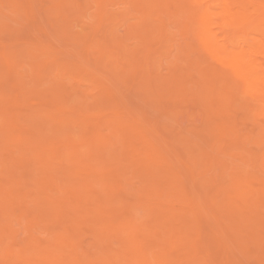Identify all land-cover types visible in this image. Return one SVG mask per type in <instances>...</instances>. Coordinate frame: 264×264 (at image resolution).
<instances>
[{"label": "bare ground", "instance_id": "6f19581e", "mask_svg": "<svg viewBox=\"0 0 264 264\" xmlns=\"http://www.w3.org/2000/svg\"><path fill=\"white\" fill-rule=\"evenodd\" d=\"M63 1H65V0H63ZM81 1L82 0L78 1V3H82ZM86 1L84 0L83 3L85 4ZM90 1L92 2L93 0H90ZM121 1H123V0H121ZM52 2L50 1L51 4L49 6L52 5ZM67 2L70 4L71 3V0L70 1L68 0ZM67 2L65 1V3H67ZM88 2H89V0H88ZM100 2L101 1L98 0V5H99ZM130 2H133V5L136 7V9H138V8L140 9V10H137L138 12L140 11L139 12L140 13V16L142 15L141 12L142 13H145L146 16L144 17V15H143L144 20L143 21L141 20V23L137 24L140 21L139 20L140 19V16H139V14H137L138 13L137 11H136V14H134V15L132 14V16H134L133 17L134 18L133 20H136V18H139V19H138V21H135V23L134 22H131V21H133L131 19L130 20L129 19L126 20V21L129 20L128 22H131L132 23V27H134V28H132L130 26V23H127V25L129 24V28H128L127 25H126V27L125 26L124 27L125 28H128V29H130V27H131L132 30L129 31V30L126 29L127 30L126 34L128 33V31L131 32V34H132V32H135L134 31L135 29L138 32L140 31V33H141V29L142 30L143 29H146V30L148 29L149 32H151L150 34L153 35L155 33L154 35H156L155 36V39H156L157 35H158V37H160V32L162 33V32H166V31L169 30L168 29V23H167L168 20L166 18V16L167 17L169 16L171 18V19H169V17H168V19L170 20L169 23H171L172 25H175V22H177L179 24L180 30H178L179 28L177 27L178 26L177 23H176V25H177L176 26L177 27L176 30H178V32L179 31L181 32V33H176V34L173 33V34H171L172 33L171 31H173L172 29H174V32H176V30H175V28H173L174 26L172 27L171 25H169V26H171V27H169L171 31H169L168 33L171 34V39L173 40V41L171 40L173 42V44H172L173 46L171 45V48L170 49H172L174 47V44H175L174 43V41H175L174 38H177L176 36H178V34L179 35H183V38L186 37V36H188V37H186V39H188V38L189 39H193L194 37H195L194 38L195 40L197 39V41H196L195 44L192 43V42H190L188 44L182 45V47H184V48H185L186 45H188L186 47H189V46L191 48H192V46L196 47L195 48L196 51L194 50V53L195 52H197V53L194 54L193 53V50H192L193 57L191 59H189V57H191L189 55L191 53V51H190V53L189 52L188 53L186 52L187 53L186 56H185L186 59H184V64L185 65L183 64V62H181L182 64L179 63L181 60L179 62H177V60H175V63L176 64L178 63V64H181V65H178V64L177 65H174V66L172 65L173 66V67L171 66L172 68L167 69V70H170V74L169 75L166 74V76H165L163 74L164 72L163 73L161 72L162 75H164V77H162V75L161 76H158L159 73H156L157 70H154V69H156L158 67V66L155 67V68L153 67L154 64L157 65V62L156 61H151V64H153V62H155L153 64V66L151 64H149V65L147 64L150 67L146 66V63L147 62L150 63V61H148V60H147V62H145L144 60H142V61L145 62V64L142 63L140 60L138 62L134 61V63H135V67L136 68H138L140 66L143 69V70H141L142 71V75H140L139 72H137V75H139L138 76L139 78L141 76L142 78H140V79L141 80L143 79V81L145 83L144 82H140L141 80H139L138 83H140V84L143 83L144 85H146L148 87H152L153 86L154 87V90H156L155 91L156 93L153 91L154 92L153 95L155 96V98H157V102H158V100L160 101V104H161V100L160 99L161 98H164L165 99V97L166 98L168 97L167 98V99H169L168 101L170 103H173V105H171V104H169V102L167 101V99H166L167 103H166V101H164L162 99L163 100V103L165 102V104H162V105L165 106V108H164V106L160 107V108H163L165 110L167 104H169L171 106V107L169 106L170 109L167 106L168 107L167 109H169V112L171 113L170 114L168 112L167 115H170V119L171 120H172V117H173L172 114H174V113L176 114L177 111L181 109V106H179V105L181 103H183V100L182 99H184L185 97L187 98L188 97L187 95H189V93L190 94L192 93L191 95H194V93H195V96L194 97H191L190 96V98L189 97L187 98V100L189 99V101H186V102H189V105L190 106L188 104H186V102H184V104L185 105H188V106H183L184 104L182 106L184 108L185 107H188V108L191 107V110L192 109L197 110L196 107H195V106H197V107H200V109H201L200 112H202V110H203V112L205 111L204 113L206 115L204 113H201V116H202V114L205 115V116H203L204 118H201L202 120L201 119H197V121L200 120V122H202L203 119H204V121H203L202 124H204L205 126L203 127L202 124H200V122H199V124L201 126L198 125V123L193 124L195 122H192V123L189 122L187 124L188 119L186 121H183V123H181L180 119H178L179 121L176 122L177 121L176 119L179 118V116H177V115H179V114L176 115L177 118L175 116L173 117V119H174L173 122L175 121V123H180L181 126H182V124H184V122H186L185 124L189 125V127L191 125H197V126H200L201 128L203 127L202 128L203 130H199L198 132H201L202 133V136L200 135L202 138L204 137V139H207V140H204V143H201L200 142L202 145L204 144L203 145L204 147L201 148L200 151L197 150L198 153L194 149L195 147L196 148L197 147L200 148V146H201V144L199 146H197V144L194 143V140L196 141L198 138H199V140H203L202 138H200L198 136L200 133H198L197 130L195 131V128H194V131L192 130L193 128L187 129L188 131H186V132L189 135H186L185 134V136L186 137L188 136L187 138H190L191 137V140H193V139L194 140H193V142L191 141L192 143L189 142V144H190L189 145L188 144V141H190V139H188L187 142H186L185 140L187 138L184 137V141H185L184 143H186L185 144L186 147H185V145L183 144V142L180 141L181 140L180 139V136H177L179 133H176L175 134L176 136L173 135V133L177 129L180 130L178 132H181L182 130L180 128H183V132H184V128L186 129L185 126H187V125L184 124L185 126L184 127L183 126L181 127L179 124H177L178 128L174 127L175 126V123H174V125H170L171 128H169L168 126L165 125L166 127L169 128V131H167V132H170L171 135H173V138L176 137V140L178 139V141H180V142H177L176 141L177 143H179V144H176V145H178V147H176V153H177L175 155L176 157L178 155L177 149H179L182 152H185L187 150V152L182 153L185 156H187V153L189 154V153H192L193 150L195 151V153L189 154L190 156H192L191 157L192 158V161H190V162H188V158H190L189 155H188V158L186 160L184 158H180L181 160H183V159L185 160L184 163H182L183 161L180 160L181 161V164H177V167L179 165H182V164H183L182 167L184 166L183 168H181V167L180 168L185 171V175L184 176H180V174H184V171L178 173L180 171L178 168L177 169L179 171L177 173L175 171H173L174 170L173 168H175L174 164H175V162H177V161L174 162V160H173V159L176 160V158H174V154L175 153L173 152V151H175V149L174 150L171 149L172 152L174 153V154L172 153L173 159H170L169 158L170 156L168 157V160L173 165V167L171 165H169V168H168V164L167 163L165 164V162L167 161V159H165L166 157L163 158V159H165L164 160L165 162H164L163 160L160 161L157 157H152V158L158 159V160L155 159L156 161L154 159H153V161H152V159H149L153 155H151V156L149 155V157L143 156V155H146L147 154V153H145V150L150 149V148H147L146 149L145 148V145L143 147V149H144L143 150V153H142V151H140V153L138 152V154H140V156H142L141 159H144V160H141L139 158V155L137 154V152H135L133 154H137L139 160L137 159V157H135L136 158L135 159L133 157L134 155L132 153L131 154H128V155H132V156H128L126 154L128 157H133L135 159V160L132 159V163L131 164L129 163L130 166L127 164L128 163V161H127L128 160V157L127 156L120 158L119 161H120L121 165H118V163H119L118 161L117 162L116 161H111V163L112 162L114 164L116 163L115 165L113 163L111 164L109 162L110 163L109 164L108 162H106L107 160L109 161V158L111 156H113V155H110V156L109 155H106V156L102 155V153L100 152V151H102V149L103 150L106 149L107 151L108 150L110 151V148L112 147L111 148L113 150L112 152H114L115 149H113L114 148V146L112 145L113 143H114L115 146L117 145V149L116 150H118V147L119 146H120V148H122L123 145L126 142L129 143V141H127L129 139H125L124 138V137H126L125 136L126 134H129V133H127L128 130L127 131H124L125 129L122 131L123 134H121V132H119V134L121 135V137H123V139L126 140V142H124V143H123L124 140H122L120 138V135L119 134H115L114 133V136L115 137L117 135H119V137L118 136L116 137L117 140H118L117 141V144H116V141L113 142V141H110L109 140V138L110 139L112 138V140L115 139V137L114 138L112 137L113 135H109L110 137L109 136L106 137L107 134L113 133L112 130H111V129H113V127L112 128H110V127L112 125H115L116 124L115 122H113L115 124H113L112 122H108L106 120V118L104 119V122L103 123L104 124H107L108 126L112 123V125L110 127H108L111 130V132H110V130H109L108 133H106L108 130L105 132V130H106L107 127H105L104 124H103V126L105 128L103 127L104 128V131L102 132V129L103 128H102V126L100 127V125H99L100 122L98 123L96 121L97 120L96 117H93V119H95V121L97 122V125H99L100 129L97 128V126H96L95 127L96 128L95 131L97 133H94L93 136L90 135V136H92L91 138L86 137V135H88L89 133H91V131H85L84 134H83V136H81L80 138H79V136L77 138L76 136L73 137L71 135L60 136L61 135L60 132L62 133L64 131L63 128L67 127L64 124L68 122L67 119H63V118H61V116H62V113H65L66 115H67V113H66V111L64 112L63 110L62 111L60 110L59 111L60 113H59V112H57L56 109L52 110L53 112H49L48 113V111L50 109L49 106L51 104H54L52 102V100L50 99L53 95H52V93H50V91H48V89L51 90L55 86H56L55 88H58V87L61 86V83L58 85V87H57V85H54V87H53L52 86L53 84L51 85V83H53V82L48 83L49 85H51V86H49V88H48V86L45 85L46 82L49 81L50 79H49V77L48 78L45 77V79H47V81H45L44 76L41 75V73H43V71H45V73L47 74V76H49L48 70L51 69V68H48V67L51 66V64L48 63V65H46V62H47V59L46 58L47 57L44 58L46 62L43 61V62H45V66H43V67L46 68V70H47V72H46L45 68H44V70H42L43 68L41 66V63H42V65L44 63L39 60V58L41 60H43L42 58L44 56H47V55H45V53L48 52V54H49V51H51L50 50L51 48H49V51L48 50L46 51V49H48L47 46L48 45H51V42L49 43V37L43 31L46 28V27H44V25H46V26L48 25L47 28H46L48 30V27L50 25L49 24L50 21L48 22V20L45 17H44V20L43 19H41V20L39 19L40 22H41V24H42V26H40L41 24H39V26H38L37 25L38 23H36V27L34 26L33 27L34 30H33V29H31L32 26L30 27L29 25H27L28 23L26 24L27 19H29L28 16L29 17L31 16V15H28L27 14V18L25 16L26 19L23 17V19H24L23 21H24V24H25V28H24V25L23 26L21 25V24H23L22 22H21V24L19 22H16V21H18L17 19L21 20L20 18H17L15 20L12 18L13 17L12 16L13 14H11V12L13 11L12 9H16L17 10V8H10L12 10V11H10V14H11L10 16H12V17H10L9 19H13L16 24H18V25L20 24L21 25L20 27H22V28H20L19 26H18L19 28L17 27L18 30H20V32L23 31L22 33L24 34V32L26 31L25 34L26 35L28 34L27 36H29V35L32 34L31 31L29 32V28H30L32 31H34L33 33H34V36H35V37H32L33 36V34H32V36H31L30 39L34 40L33 42H36L37 41L38 44L41 43V42L40 43L38 42V37H40V34H39L38 31L41 30L45 34V37L47 36L44 41H46V39L48 38L47 39L48 40V45L47 46L46 45L44 46V47H46V49L44 48L46 52L43 50L44 51V54H43V52L41 50H36L37 47L40 46V45H37V43H36L37 47L35 46V44H34V47H32V44H31L32 41L31 40L29 41L30 43H28V41L26 42L29 45H31L30 47H32V48L28 49L29 48V45H27V44L25 45V42L23 41L24 40V38H23L24 36L19 37V35H17L18 37H16V39H15V37H11L13 39H11L10 42H9V38L7 37L8 36V33L5 32L6 33V36H5V33L2 34V32H0V38L2 37V39H4V41H5V43H6V40L8 39L7 41L9 42V44L12 42V45L11 46H13L14 39H15L17 42L20 41L19 45L15 41V43H17L16 45L18 47L19 46H22V45L23 46L25 45L24 47L27 48V51L28 52L30 51V53H26V57H27V54H28V56H29V54H31L33 56L35 54V52L39 51V52H37V55H36V58H35V59H37V57H39L38 53H40V51H41V54H43V55H40V56H42V58L39 57L38 58V62L35 60L36 61L35 62L36 65L39 66V67L36 66L37 68L36 67L35 68L36 69L39 68L38 69L39 72H38V74H37V72L36 73L35 72L32 73V71L36 70L35 68H32L34 70H31V73L33 75H36V76L37 75H39L40 77L43 76V77H41L42 80L40 79L39 81H41V82L45 81L44 85L46 87L45 86L44 87L47 88L46 91L48 93H50L49 95H47V98L50 97V95H51V97L48 98L49 100L48 99L47 100L50 103L51 102L52 103L51 104L48 103V104H50V105H48L49 108H48L47 112H45V114H44V115H46V117H42L41 118L40 116H42V114L35 113L34 119L32 121L31 120L28 121L30 119V118H28V116H27V118H28L27 121L28 122L25 121L26 120V118H25L26 117V115H25L26 114V110L28 112V109H29V111L31 109L30 108V103L27 104V107L28 108L26 110H24V108H25V105L24 104L22 106L23 109H20V112L23 113L22 115L25 116V117H22V115H21L22 120L20 119L21 120L20 122H19L18 114H21V113L16 112V113H18L17 115H15L16 117L13 116V115H11L10 112L12 110L9 111L8 105L12 102V96L8 94L9 92L8 93L5 92L7 90L6 87H8L9 84H10L7 80L9 78L10 79H12V78L13 79H16L15 76H20L22 78L24 76L22 74L23 71H24L23 69L27 68L26 70L28 71V66L25 65L28 62L26 61V63L24 64V62H25V59L24 58L25 57L23 58V56L25 55L23 52H27V51H26V49L24 47H21V48H24V50H25V51L21 52L23 49L21 50V48L19 47L21 51L19 49H16L15 48L16 50L15 49H14V51L12 50L14 52V54L13 53L9 54V53H7V51L6 52H1L2 55H3V53H7L8 56L11 55L10 56V59H11L12 57L14 58V56L20 51L21 53H18L15 57L17 58V56H19V57H21V59L17 58L18 61L15 60V59H11V60H14L13 62L23 63L25 66L21 70L22 71V73H21L22 75H20V74L18 75L17 73H20L21 71L18 70L19 71L18 72L15 69H18V68L20 69V67H23V64H19V67H18V66H16L17 63L14 64L11 61L10 63L13 64V66H15L17 68H15V67L12 66L14 69L12 68V71H10V73L12 75H13L12 72H14V71H17V73H14L13 76L10 73H8L9 76H7L8 75L7 72H9L8 70L10 68H8L7 66H4V69L6 67L8 68V69L6 68L7 70L5 69L6 70L5 71L3 69V67H2V65H6L7 64V61L9 60V57L8 58L5 57V59H8V60H1V59H4V56H3V58L0 59V66H1V68L3 70L1 72H3L2 73L3 76L6 75V77L0 76V79H1V77L7 79V80L4 79V83L1 82V84L3 83V85L0 84V86H1L0 91H2L3 89H5V91H2L1 94H0V160L3 159L2 161H0V166L2 165V168H0V170L3 169V167H4V170L3 171H4V173H6L5 172V167H10V165H8V164H11V163H7L6 162L8 160L6 155H5V157L3 155V158L1 159L2 152L4 150L6 152V154L8 153L9 155L14 154L15 152H18V154H15L16 156L15 155H12V156H14V159L16 157V160H17V157H19L18 159L21 162L20 161L18 162V160H17L16 162L18 164L19 163H23L21 165H23V166L26 165L25 167L28 168L31 171V173H33L34 175H35V172H37L38 170H40L42 174L39 175V172H37L38 175L36 174L37 176L35 175V179L32 180V178H34V177H31L30 176L31 173L29 171H27V172H29V177L26 176L27 174H24V173L22 174L24 176L21 177L20 176L21 173L18 172V170H19L17 168L18 166L16 167L17 173H16V171L14 172V173H16V175H18V173H20V175H18V176H19V178H22V179L24 177H28V178L31 177L30 180L32 182H34L33 185L35 184V180L37 181V184L38 185L37 184H35V185H36V187L39 186V188L37 187V189L40 192H36L37 189L32 184H29L30 185V188H31V191L35 188V191L34 190L32 192L30 191L31 194L32 193L33 194H36L37 193L36 194L37 196L36 195H31V196L35 197V199L32 198V197H31L32 199H30V202H31V200H33L34 203H35V206L38 207V208H36L38 211H36V209L35 210L34 209H31V208H33V206H31V205H34L33 202L29 203V206L30 207L28 206V202H27V204H25L26 202H23V201H26V200L28 201L29 200V196L27 197L26 195H24V192L21 189H20V191L18 190L19 187L16 185L18 182L16 183V181H15L16 178L12 176V174H11L12 171H10L11 169L9 168L10 170L8 171V168H7V173L9 172V174H11L10 177L11 178L13 177V179H14L13 181L15 183V186H14V184H13V186L14 187H18V188H16L15 192L13 191L14 190V188H12L13 186L11 187V185H12L11 183H13L12 182V179H9V180H11V182L8 180L10 183H8V181H6L7 179L6 180L4 179V181H6L9 184V185L7 184L6 188H5V185H4L6 183L4 181H3L4 183L2 185L1 181L3 180V177L5 178V174H3V171H1L2 172V175H4V176L0 175V177L2 176L1 177L2 179L0 178V218L1 217L2 218L5 217V218L8 219V216H7V214H8L7 212L9 211L8 208H10V207L11 208H14V207H12L13 206L12 204H13V202H15L14 200H16L13 197H17L19 195L17 193H21V194H23V196L27 197V199H22V196L19 195L18 197H20L23 200L22 201L23 203L22 202H19L18 199H17L18 201H16V202L17 203L19 202V205H22V204L23 205H22V207H20V206H17L18 205L17 203H15V206H17V209L20 207L19 208L20 211H17L15 208L13 209L14 211L17 212V214L19 215V217L21 216L20 215L21 211L24 210V209H26L27 212H25L26 211L25 210L24 213H27V215H29V216L31 214V217L33 218V219L30 218V221H28L29 223H31V224L33 223L34 224L35 221L33 222L32 220H36V222L38 220V222H39V219H37V217H35V215L36 216L41 215V216H43L42 218H44L43 221L46 219L48 222H50L49 225L53 226V228L52 227L50 228L49 226H48L49 228L46 227V226L43 227L42 225H45V223H43L42 218H41V221H42L41 224L43 223L42 225L41 224H34L35 226L36 225L42 226V229L43 230L42 231L40 230L42 233H39V231L37 230L40 238L45 237L44 235H47L45 237L46 239L50 238L49 235L51 236V233H50L51 229L54 230L55 227H58V225H60L62 229L65 228L66 225H70V228L71 227L72 228L74 227V229H76L77 225H79L78 226V229H79L80 225H83L82 224L83 221L85 222L84 225L86 224V222L89 223L90 225L92 223V225H91V228L92 229L91 228L90 229L91 230H94L93 232H95V235L97 236V240L95 239V236L93 238V237H91L92 235L90 236V234L89 235L87 234V236H89V238L88 237L86 238V239H88L90 241H92V239H94L96 241L94 243L95 244H98V248H96V246L93 244L96 252L94 250H92L93 247L90 248V250H92L93 253L95 252L94 253V256H95V254H96V256H98L97 259L92 262V264H175L176 262L177 263L179 262L178 264H182V258H185L187 260L190 257H191L190 258L191 260L189 259L190 261L189 260L187 262L185 261L186 263L184 262V264H264V0H134V1H132V0L130 1L129 0V2H127V3H130ZM14 3L17 4L16 7L18 6V8H20L19 5H18V2H15L14 1ZM48 3H49V1H48ZM93 3H95V2L93 1ZM118 3H119V1H118ZM13 4H12V6L14 7ZM43 4H45V2H43ZM73 4H71V5L73 6ZM87 4H89V3H87ZM92 4L91 5L89 4L87 6L86 5L84 6L82 4H80V5L88 8L89 6L93 7ZM119 4L121 5V2ZM131 4L132 3L126 4L127 7H125V6L123 7L122 6L123 9H125L124 11L128 10L132 6ZM23 5L25 6V4H23ZM53 5L55 6L54 8H56V6H57V8H59V9H57V8L56 9H53V10H55V13L57 15L61 14L60 7H58V3L56 5V3L54 2ZM103 5H102V2H101V6L102 7H103ZM122 5H125V4H122ZM128 5H129V7H128ZM29 6H28V8H29ZM49 6H48V9L50 10V8H51V10H52V7L53 6H51V7H49ZM94 6H95V4H94ZM117 6L116 7L115 6H112V8H111V6L109 5L110 8L108 7V9L110 11H112V12H109L108 11V13H107L108 16L107 17H109V16L112 17L113 16L115 18V15L116 14H114V13H116L118 11H122L119 8V6H118V8H117ZM8 7L9 6H6L5 8H8ZM35 7L36 6H34V11L36 9ZM40 7L41 8H37V9H39L40 11L42 10L41 12L46 11V10L43 11L44 7H42V5ZM91 7H89V8H91ZM95 7L93 8L94 10L92 9L93 12L94 11H97V10H95ZM113 7H115L118 11H115L114 12V10H112ZM61 8H63V7H61ZM68 8H70V7H68ZM79 8L81 9V11L79 10ZM126 8H128V9H126ZM22 9L23 8H20L19 9V12H21ZM30 9H33V7L32 8L30 7ZM64 9H65V7H64ZM71 9L72 8L65 9V11L66 10L68 11V10H71ZM27 10H29V9H27ZM27 10H26V12H27ZM39 10H36V11H38V13H40ZM53 10L51 12H53ZM56 10L57 11L59 10L60 12L58 11V13H57ZM72 10H75V6H73V9ZM82 10H83V7L82 8L79 7V4H78V9L75 10V11H79V13H80V12L85 11V8H84L83 11ZM102 10H104V9H102ZM101 11L99 13L101 16H96V17H102L103 18V15L105 16V13L107 11L104 10L105 13H103ZM129 11H127V13H125V12L122 11V13H125L124 16L126 18H128L127 16L130 15L129 14ZM133 11L134 12H132V13H135V10L134 9H133ZM7 12H9V10ZM13 12H15V14H16V11H13ZM19 12H17V13H19ZM89 12L90 11H87V15L89 16V18L92 19V20L91 19L90 20L93 21V18L90 16L91 14H93V12H91L90 14H89ZM165 12H167V13H165ZM0 13H2V9H1V12ZM67 13H70V11L69 12H65V14L62 12V15L64 14L63 16L68 18V14ZM102 13H103V15H102ZM112 13L114 15H112ZM158 13H159V15L161 13H163L165 15V18L162 17L163 14H161V16H159L160 19H159V17H157L158 19L155 18V15H158ZM24 14H26V13L24 12ZM40 14H38L39 16H37L36 19H38L39 17L42 18L44 16V15H42L43 13L41 14V16H40ZM76 14L77 13H74L73 14V16L75 15V17H74L75 20L77 18H79V16H76ZM118 14H121V13L118 12L117 15ZM259 14L262 16L261 17L262 23L261 24H254L253 25V23L255 22V20L257 18V15L259 16ZM1 15H3L4 18H5V16H7L8 14L5 15V14L2 13ZM21 15H23V14H21ZM21 15L18 16V17H21L22 18ZM32 15L34 17V14H32ZM55 15L53 17H55ZM80 15H81V17L79 19L82 21V19L84 17H83V14L82 13ZM85 15H86V13H85ZM14 16L17 17V14L14 15ZM59 16L58 17L56 16L55 17V20H57L58 18H60V19L62 18L61 15H59ZM120 16L123 17V15H120ZM152 16H154V18H155L154 21L151 20L152 19L151 18ZM48 17H49V14H48ZM51 17H52V15H51ZM64 17H63V20H64ZM93 17H94V20H95V18H96L95 15ZM116 17L122 19L121 17H119V15L116 16ZM1 18H3V17L1 16L0 19ZM71 18H72V15H71ZM60 19H58V22H59ZM74 19H71V20L74 22ZM141 19H143V18L141 17ZM156 19H157V21L159 20L158 23L157 22L155 23ZM13 20H12V25H13V22H14ZM30 20L31 19H29V21ZM34 20H31V21H34ZM42 20H43V22H42ZM65 20H66V18H65ZM67 20L69 21V18ZM90 20L89 21L87 20L86 22H87L88 25H89V23H91L90 25L93 26V24H92V22ZM3 21H2V23H3ZM36 21H38V20H36ZM45 21H46V23H44ZM54 21H52V22H54ZM68 21H66V22L68 23ZM76 21H78V19ZM110 21L113 23V22H115L117 20L113 21L112 19H110ZM124 21L125 20L122 19L121 22H124ZM56 22L57 21H55V23ZM58 22L56 23L57 25H59ZM83 22H84V19H83V21L81 23H83ZM119 22L120 21H117V24ZM121 22L118 25V26H121V28L117 27L119 29V31L122 30V26L124 24V23H121ZM173 22H174V24H173ZM2 23L0 24V26L2 25ZM5 23H6V21H5ZM31 23H29V24H31ZM33 23L35 25V22H33ZM33 23L31 25H33ZM77 23L76 24L75 23H72V26L74 24L80 30L81 26L83 27V25H81L79 27V23H78V25H77ZM95 23H94V25H95L94 27L96 28V24ZM188 23L189 24L192 23V24L189 25ZM68 24H70V23H68ZM107 24H106V27H105V24L102 25V22H101V25H100V23H97V25H100V29L102 28L101 26H104L105 29H106L107 26H108ZM115 24H116V22H115ZM125 24H126V22H125ZM62 25L60 24V27ZM6 26H8V23L6 24ZM68 26H70V25H68ZM62 27L65 28V22H64V26H62ZM76 27H75V30L77 31V28ZM87 27L91 31V28H89V26H87ZM114 27H116V26H114ZM2 28H6L5 25ZM26 28H27V30H26ZM54 28L56 29V26H54ZM63 28H62V30H63ZM73 28H74V26L71 28V30ZM125 28H124V30H125ZM191 28H193V31L194 32H192ZM36 29H40V30L36 31ZM46 29H45V32H47V34H48V32H49V34H51L50 33L51 31H49V30L46 31ZM49 29L53 30V26L51 25V27ZM55 29L52 32L53 33L55 32L54 33L55 35L56 34L57 35H60L61 38L65 42V40L68 38V36H64V35H66L64 33V31L66 32V31H69L70 29L69 30L64 29L63 32L61 31L62 34L59 31H58L59 32L58 33ZM85 29H86V27H85ZM100 29L98 28V30H100ZM103 29L101 31H103ZM137 29H140V30H137ZM9 30H10V27H9ZM15 30H13V31L14 32H17V30L16 31ZM71 30H70V32H67V34H71L72 31H74V29L72 31ZM111 30H113V29H111ZM114 30L117 31L115 28H114ZM146 30H145V32H143V33H145L144 36L150 35V34L146 35V33H148V32H146ZM35 31H36V33H35ZM87 31H89V30H87ZM93 31H95V30H93ZM74 32L71 34V35L74 34L73 37L79 36V35L82 34V28H81V34H79L80 33L79 31H78L79 33L78 32L74 33ZM106 32H107L106 33V35H107L108 34V31H106ZM122 32H124V31L122 30ZM11 33H13V32H11ZM18 33H19V31H18ZM37 33H38V37H37ZM43 33H42V37H41L42 39L40 38L39 41L40 40L43 41V39H44ZM77 33H78V35H77ZM168 33L166 35H168ZM241 33H244V34H241ZM253 33L255 34V36H254ZM89 34L92 35L91 32ZM2 35H4L6 38L3 37ZM110 35H114L115 36L113 39H115L117 37V34H112V32H111ZM122 35H124V33H122ZM122 35H121V37L119 35V37L123 39V36ZM132 35H137V34L133 33ZM163 35H164V33H163ZM163 35L161 36L162 38H163ZM173 35H174V37L172 38ZM12 36H15V35H12ZM126 36H128V34ZM81 37H82V35H81ZM87 37H91V36L89 35ZM100 37H103V36L101 35ZM110 37H109V39L105 37L106 40L108 39L106 41V43H105L106 45H109L111 43V42H108V41H110V39L112 41V37L113 36H110ZM130 37L131 36H129V38ZM17 38H19V39L21 38V40L23 38V40H22L23 42H21V40H19ZM50 38H51L50 39L51 41H55V42L58 39V38L56 39V37H53V35L50 36ZM82 38H85V37H82ZM94 38H97V35H96V37H94V35H93V39ZM120 38H118V39L116 38L117 41L114 43V45H113L114 47L112 46L113 49L114 48H118V47H116V45H119L117 42H119V39ZM126 38L124 37L125 40H126ZM138 38L139 37H137V40H138ZM166 38H163L162 40L160 38L159 39L157 38L156 41L154 42L153 36L150 35L148 39H145V41H147V43L150 40L149 41L150 42V47L148 45V48H150V49H148L147 47H145V48L148 49L147 51L150 50L148 53H152V55H153L155 53H153L152 50L155 52L156 49H157L156 51H158V52L162 51V45H160V49L158 48L159 46L158 47H155L154 46L156 48L155 50L151 47V45L153 46V43L152 42H154V44L157 45L156 42L159 43L158 40H160L161 42L165 43L164 42L165 41L164 39H166ZM85 39H87V38H85ZM100 39L102 40V38H100ZM132 39H134V38H132ZM140 39H141V34H140L139 40ZM169 39L170 38H167L168 44L170 42ZM77 40H79V39H77ZM90 40L91 39H88L87 40V43L85 41V45L86 44L89 45L88 44V41H90ZM96 40H92L91 43L92 42L94 43V41H95L94 44L95 45H98ZM130 40H131V38H130ZM130 40L128 39L129 48L132 49V47H133V49H134V47H135V46H133L134 44H132V47H130L131 44H129V43H133L135 39L132 40V42ZM142 40H143V38L140 41H142ZM167 40H166V43H167ZM177 40H178V38H177ZM4 41H3V43H4ZM67 41H69V38H68ZM67 41H66V43H63V47L64 46H68L67 45V43H68ZM83 41H84V39H83ZM55 42H52V43H55ZM21 43H24V44L20 45ZM59 43H58V45H56V44H54V45L55 46H58V47H61L62 45H60L61 43L60 44ZM70 43H72V41ZM101 43H102V41H101ZM166 43L164 45H165L166 48L168 47V50H169L170 45H168ZM112 44L113 43H111V45ZM123 44H125L124 41H123V43H121V45H123ZM170 44H171V42H170ZM2 45H3L2 46L3 47L2 50L3 51L6 50V49H4V47H6V46H4V44H2ZM126 45L127 44H125L124 47H126ZM8 46H10V45H8ZM52 46L53 45H51L50 47H52ZM68 47H71V46L69 45ZM68 47H64V48L67 50ZM79 47H80V49L82 48L79 45L78 47H76V49L79 48ZM182 47H180V48H182ZM40 48H41V46H40ZM42 48H43V46H42ZM61 48H57L56 47V49H59V50ZM110 48H108L110 50V51L108 50V52L109 53L110 52L112 53V50L113 49L111 50ZM135 48H137V47H135ZM139 48H140V46H139ZM32 49H34V50H32ZM38 49H39V47H38ZM71 49L74 50L75 49L74 46H72ZM83 49H84V47L81 50H83ZM90 49H89L90 54H91V56L93 55L91 58H94V56L95 57L98 56V53L96 52V49L97 48L96 49L95 48H92V50L94 52L91 51ZM125 49H127V48H124V50ZM141 49L142 48H140V51H142ZM185 49H187V48H185ZM185 49H181V50L185 51ZM31 50L32 51H35L34 54L31 53ZM63 50L61 49V51H63ZM81 50L79 52L82 53V54L85 53L86 51H88V50H86V51H83L82 52ZM106 50H104L103 48H100L98 50L103 55V57H101V58H105V60L104 59H101L99 61L97 59L98 60L97 63H99V62L102 63L103 61L106 62V65L104 66V67H106V69L102 70L103 72H105V70H106V73H107V70L111 69L110 70L111 73L108 72V76H107L108 81H109L110 80L109 79V77H110L109 74L116 75L115 74L116 73L115 71H122V67L121 68L118 67L119 70L116 69L117 68V63L115 64V62H113L114 64L112 65V61H113L112 60V58H113L112 56L113 55H115L116 57L119 56L118 59L119 60H122L123 59L122 60V62H123V61H125L124 60V57H125L124 55L125 54L123 55V53H125V52H123L122 50L119 49L120 52H121V55H119L120 52H119L118 49H116V51L118 53L116 54V51L114 52V50H113V53H115V54L112 53L113 55L111 54V57H110V54H108ZM173 50H174V48L171 51H173ZM8 51L11 52V49H9ZM16 51H17V53H16ZM58 51L55 50L56 53ZM171 51H167V52L165 51V52L166 53H168V52L171 53ZM178 51L180 52V50H178ZM53 52H54V50L50 53V56H51V54ZM63 52H66V51H63ZM76 52H78V51H76ZM127 52H129V51H127ZM158 52H156L157 55H159ZM165 52H163V54H160L161 55V57H159L160 60L163 57V55L166 54ZM22 53L24 55H22ZM59 53H61V55H60L61 57L60 56H57V57H60L61 58V60L59 61V63L62 61V59L64 57L71 58L70 56L72 55V58H73V56H75L74 55L75 53L73 54L72 52L70 53V55L68 54L69 52H66L67 56L64 53H62V52H59ZM146 53L147 52L145 51V54ZM170 53H168V54H170ZM174 53L175 52L171 53V54H173V57L175 55H178L179 56V54H180V53L179 54L176 53L174 55ZM85 54H86V56H88L87 54H89V52H86ZM128 54L129 53H127L126 55H128ZM136 54L137 53H134L133 55H131V53H130L131 56H135ZM7 55H5V56H7ZM143 55H142V57H146V55H144V56ZM157 55H156V57H157ZM187 55L189 56L188 57L189 61H187ZM78 56L76 55V57H74L73 59L77 58ZM120 56H122V59H120ZM139 56H140V54H139ZM166 56L168 57L169 55L166 54L164 56L165 57V60L167 61V64L169 65L168 62H172V61H170V57L166 58ZM53 57H56V54H54ZM109 57H110V59H109ZM29 58L30 57H28V61H29ZM181 58H183V56L180 57V59ZM49 59H50V57H49ZM79 59H78V62H79ZM86 59H88V58H85L83 61L85 62ZM106 59H107V61H106ZM126 59H127V57H126ZM138 59H140V58H138ZM168 59H169V61H168ZM171 59H173V58H171ZM26 60H27V58H26ZM32 60H33V58L32 59L30 58L29 63ZM64 60L65 59H63V62H65V63L68 62L69 63V64L67 63L68 66H69L67 69H70V70H68V72L70 73L71 67H72V71H73V66H70L71 63H70L69 60H66V61H64ZM128 60H129V62L133 63L130 59H128ZM4 61H5V63H4ZM74 61L76 62L77 59L74 60ZM91 61H92V59H90V62ZM78 62L76 64H78ZM90 62L88 61L87 62V65ZM37 63H39V64H37ZM80 63H82V62L80 61ZM101 63H99L100 67H102L104 65V62H103V65ZM107 63H109V64L107 65ZM131 63H129V64L131 65ZM82 64H84V63H82ZM90 64H89V67L88 68H90V66H91ZM94 64L95 63H93L92 65L94 66ZM32 65L33 64L30 63V66L31 67H32ZM84 65H86V63ZM163 65L166 66V64H164V63L162 64V66ZM33 66H35V65H33ZM56 66H58V67L56 68ZM60 66H62V67H60ZM64 66H66V65H63V64L62 65H58V64L56 65V63H52V66L51 67L53 69H52L51 72H53V70H54V73L55 74L58 72L57 73L58 76L61 74L60 77L57 76L58 77L57 80L59 81V78H60V82H61V80L68 81L67 83H68L69 86H68L67 89L68 90L69 89L70 90L71 89L73 90L72 87L75 86V85L72 84V82H73L72 79L70 80L72 82L69 81V78H70L68 76L69 73L67 72V78L69 77L68 80H67V78H64V77H63L64 79L62 78V75H65L66 76V74H65L66 71H65V73H59L62 69H64L63 68ZM97 66H98V64H97ZM126 66L129 67L127 64H126ZM126 66H124L123 70L125 69ZM151 66H152V68H154L153 69V73L155 72L156 75L158 74L156 77L154 75V81L151 80V78H148V74L150 73V72H148V68H151ZM54 67H55V69H54ZM77 67H80L81 68V66H79V65ZM107 67L109 69H107ZM135 67H132L129 72L131 73V70L133 71L134 70L133 68H135ZM167 67L168 66H166V68ZM1 68H0V70H1ZM88 68L87 69L84 68V69H86V72H87ZM91 68H92V66H91ZM40 69L42 70V72L40 71ZM57 69H58V71H56ZM77 69H79V68H77ZM81 69H79V70H81ZM84 69H82L83 71L82 70L81 71L84 72L85 71ZM96 69L98 70L99 68H95L94 70L96 71ZM126 70L127 69H125V71ZM128 70H129V68H128ZM27 71L24 72V73H26V75H25L26 77L24 76L25 80L22 78V80L24 82H26L27 78H30V76L33 77V75H30ZM72 71L70 73L71 75H73L72 74ZM81 71L80 72L78 71V72L81 73ZM112 71H114L115 73L113 74ZM96 72H98V71H96ZM27 73L29 74L28 76H27ZM101 73L102 72H99V74H101ZM119 73H120V76L116 75V76H118L117 79H119V82H120V80H122V77L123 76L124 77L125 76L127 77L129 75L130 76L132 75V77L135 76V75L132 74L133 72L131 74L130 73H127V72L126 73L124 72L125 75L122 72H119ZM119 73H117V74H119ZM15 74H17V75H15ZM55 74H54V76H55ZM84 74H86V73H83L82 75H84ZM94 74L95 73H92L91 75L88 74V76L89 77L91 76V78L95 82H97V81L98 82H101L102 81V78L99 77L98 73H97V75H98V77L101 80H97L98 77H96L97 79L94 77L96 79L95 80L93 78V76H92ZM102 74H104V76H105V73H102ZM80 76H81V74H80ZM20 77H17V81H19V83L16 80L12 81L13 79L12 80L9 79V81H12L13 82L11 84L13 87L14 86H19V88L17 87V92L20 93V96L17 97L18 98L17 99V102H19L18 101L19 98L21 99L22 97H24L22 95V94H24V92H25V95H26V93H27L28 90H26L25 88L26 87L28 89L30 88L28 85H25L24 82H22V80H21ZM38 77H36V79ZM82 77L83 76H81V78ZM101 77H103V76H101ZM111 77H113V76H111ZM119 77H121V79ZM18 78H19V80H18ZM34 78L32 80L33 83L37 84L36 86L39 87L38 90H37V88H36V90L38 92H41L43 94L42 96H40V94L37 95L38 92L36 91L37 92L36 99L38 98V101H41V100H43L44 93L47 94V92L46 91L43 92L44 88H41V85L42 84L40 85L39 84V81H35ZM71 78H72V76H71ZM135 78H136V76H135ZM135 78H134V81H135ZM114 79L116 80L115 77H114ZM81 80H83V79H81ZM81 80L78 79V82L81 81ZM129 80L130 79H128L127 81L125 80V81L126 82H130ZM136 80H137V78H136ZM15 81H16V84H19V85H16L14 83ZM83 81L80 82L81 85L84 84V83H82ZM108 81L107 80L105 82H104V80L102 81L103 82L102 84L105 83L104 87L102 85L103 88H105V86L110 81L112 82L113 80H110L109 82ZM122 81L120 82V85L122 84ZM132 81H131V83H132ZM106 82H108V83L106 84ZM119 82L117 84H114V82H113L114 86H117L119 84ZM5 83H6V85H4ZM85 83L86 84H89V85L91 84V85L89 87H87L88 86L87 85L86 86L87 88L84 87V88H86V90H84L83 88L80 87L81 90L87 91L88 94H90L89 93L90 92V89L94 88L96 90V86H94L93 83H91V82L89 83L88 81H86ZM131 83H129V84H131ZM138 83L137 82L136 83L133 82L132 84H134L133 86L134 87L136 86L137 88H139V86H140V88H139L140 90H144V88H145L146 90H144L145 91L144 94H147L146 91H147V88L148 87H144L143 88V84L142 85L139 84V86H138ZM13 84H15V85H13ZM78 84L76 83V85H78ZM22 85H25L26 87L23 86L24 87L23 88ZM92 85H93V87L90 88ZM95 85H97V84H95ZM99 85H101V83ZM110 85L111 84H109V87H110ZM12 86H9V87H12ZM118 86H117V88H118ZM129 86L130 85H128L127 88ZM13 87L10 89V93L12 95H14L13 94V91L14 92L16 91V90H14V88L16 89V87H14V88ZM69 87H71V88H69ZM121 87H120V89H121ZM124 87H125V90H126L127 89L126 86H124ZM31 88H33V86H31ZM55 88H54V90H56ZM19 89L20 90H24L25 89V91L21 93V91H18ZM39 89H41V91ZM64 89H66V87L65 88L62 87L63 92H65ZM106 89L111 90L110 91L111 93H114L113 91L116 90L115 88H113V89L106 88ZM129 89L130 88H128L127 91H129ZM54 90H53V92L55 93V96H53V97H54V99H57V98H59L58 97L59 95H56L57 92H55ZM62 90L60 92H62ZM74 90H76V89H74ZM81 90L79 91V93L81 95L77 93L78 94L77 98L79 96H82V98H83L82 100H80V98H78L80 102L82 101L81 102V105L80 106L78 105L79 108L78 109H75L73 111V112L77 113L76 115H78V117L81 115L79 112H83L84 106H87L89 104H91V106H92V104L95 102V99L93 101L91 99H93L92 97H96V96H94L93 93H91L93 95L91 96V94H90V96H89V100L90 101L88 100L89 101V103H88V101H87L88 98L86 97L87 96V93L84 92L86 94V96H85L86 97V100H85V97H83L84 94H82L83 91H81ZM140 90L136 89V92H135V89H133L132 90L133 91L132 93H135L137 95L146 97V95L144 96V94H141L140 93L141 92ZM116 91H118V90H116ZM144 91H142V92H144ZM190 91H192V92H190ZM29 92H32V91H29ZM29 92L26 95L28 97V99H29V97L30 98L32 96L34 97V95H33L34 93L29 94ZM91 92H94V91H91ZM119 92L122 93V91H119ZM69 93L70 94L68 96H70L72 94L71 95L72 98H74L73 96H76L77 95V94L74 95L72 92H69ZM100 93H101V91H100ZM100 93L98 95L101 96ZM104 94L106 95L108 93H104ZM118 94H115L114 93V95H118ZM28 95H30V96H28ZM105 95L103 96L104 99H106L105 97L108 96V95H106V96ZM16 96L17 95H14L15 100H16ZM64 96H66L64 93L62 95L60 94V99L63 98L64 100H66L64 98ZM68 96H66V97H68ZM128 96H124L123 95L124 98L125 97L128 98ZM33 97H32V99H33ZM40 97H42V99H39ZM90 97H91V99H90ZM195 97H197L198 99H194ZM101 98H99L98 101L101 100ZM22 99L20 100V103H21ZM63 99H62V101H63ZM67 99H70V98H67ZM118 99H119V96H118L117 100ZM120 99H122V98L120 97ZM133 99H134V101H133ZM145 99H147V98H145ZM192 99L195 100V102H197L196 100H198V102L195 103ZM25 100L27 101V98ZM112 100L110 98V101H112ZM154 100L156 101V99H154ZM190 100H192L193 102L190 101ZM23 101H24V99H23ZM26 101H24L23 103H25ZM54 101L57 102L56 100H54ZM73 101H74V99H72V102ZM75 101L78 104L80 103V102H77L76 99H75ZM131 101H133L134 102V105H135V101H136L135 98H132ZM137 101H140V100L137 98ZM137 101H136V103H139ZM42 102L46 106L47 101L45 102L46 104L44 103V101H42ZM142 102L144 103L143 100H142ZM145 102H146V100H145ZM179 102H180V104H178ZM191 102L192 103H195L197 105H194ZM40 103L41 102H38L37 104H40ZM68 103L69 102L65 103L66 106H65V104H63L64 105L63 107H67V104ZM110 103L111 102H108V103H105V104H107V106L109 107V104ZM115 103H116V105H118V102H116V101L114 102V100H113L112 101V104H115ZM198 103H200L199 106H198ZM16 104L17 103L15 102V105ZM31 104H33V103H31ZM43 104L41 105L42 107L44 106ZM59 104H61V100H60ZM119 104H121V105H119V107L122 108V102L121 101H119ZM140 104H142V103H140ZM146 104H144V105H146ZM160 104H159V106H160ZM40 105H38V106L36 105V107H39ZM96 105H97V97H96ZM116 105L114 106V108H117ZM134 105H133V103L130 104V105H128L127 103H125L123 106H129L128 107L129 109H131L130 108V106H131L132 107V110H130L131 112L129 111L128 108H127L128 110L126 108H123V110H127L125 113H127L129 111L132 114L134 111H136L135 110L136 108L134 107ZM19 106H20V104H19ZM34 106H35V103H34ZM41 106L38 108L39 110H40ZM45 106L43 108H41L43 110V112L46 111V109H44ZM57 106L58 107L59 106L61 107V105H56V107H53V105H52L51 108H57ZM94 106H93V108H94V111H95V109H98V107L96 106L97 107L96 108ZM98 106H100V105L98 104ZM177 106H179L178 108H180V109L177 110ZM18 107H16V108H18ZM73 107L71 106V108L70 107H68V108L72 109ZM90 107L87 106L88 109H90ZM110 107L113 108V105L110 104ZM136 107L137 108L138 107L141 108V106H137V104H136ZM142 107H144V106L142 105ZM146 107L148 108V105H146ZM149 107H153V106H149ZM183 107H182V109H183ZM68 108H67V110H68ZM101 108L102 107H100V110H102ZM103 108H105V107H103ZM133 108H135L134 111H133ZM32 109H33L32 111H34V110L36 111V109L34 107ZM106 109H108V108H106ZM200 109L198 108V110H200ZM22 110L25 111V114H24V111L22 112ZM90 110H92V109H90ZM148 110L151 111V109H148ZM185 110H186V108H185ZM198 110L196 111V113H197V115L198 114L199 115L198 116L196 115V116L198 118H200L199 117L200 116V113L198 112ZM84 111H85V109H84ZM110 111L112 112V110H110ZM115 111H119L120 112V110H115ZM166 111H168V110H166ZM171 111H173L174 113H172ZM187 111L185 112V114L188 113ZM71 112L69 111L68 114H70ZM106 112H108V111L106 110ZM141 112H142V110H141ZM180 112H181V110H180ZM238 112H239V114H238ZM16 113L14 112L13 114H16ZM31 113H30V115H31ZM135 113H137L138 116H139V113L137 111ZM145 113L146 112H144V114ZM151 113L152 112H149V114H151ZM194 113H191V114H194ZM36 114H37V116H36ZM65 114H64V116H66ZM131 114L129 115V113H128L127 115H129L131 117ZM27 115H28V113H27ZM72 115H74V114L72 113ZM76 115L74 116V118L72 117L75 120H76V118H75ZM107 115H110V114H107ZM135 115L136 114H134V116ZM111 116H113V114H111L110 117ZM118 116L123 117V120L124 121H125L124 117H127L124 114H122V115L119 114ZM129 116H128V119L130 118ZM138 116H137V118H139ZM181 116H182V114H181ZM187 116L188 115H186L185 117L187 118ZM191 116H195V114L194 115H191ZM19 117H20V115H19ZM30 117H32V116H30ZM121 117H120V121L122 120ZM146 117H148V116H146ZM16 118H18L17 119L18 121L15 120ZM68 118H70V117H68ZM86 118L84 119L85 121H86ZM140 118H142V115H141ZM167 118H169V117H167ZM184 118L182 117L183 120H185ZM190 118L192 119V117H190ZM23 119H24V121H23ZM71 119H70L69 122H73V121H71ZM80 119H83V118H79L78 120H80ZM191 119H189V121ZM12 120L17 121L18 123H21L23 121L26 125H27V123H29V124H31V127H33L35 124H36L35 126H37L38 124H42V123L44 124V125L42 124L43 126H48V124H50L51 122H54V124H53L54 126H57L58 125V126L62 127V125H64V127L62 128V130H63L62 131V130H60L61 129L60 127H59L60 129L57 128V127H55L53 129V125L49 126V129L51 127L50 130H52V132H53V133L51 132L50 135H52V134L53 135L52 136H48V137L45 136V133L43 131V128L39 127V130H40V128L42 129V130L39 131L37 129L38 128L37 127L36 130H38L39 133H37L35 135V137H33V136L31 137V136L28 135V133L25 134L26 132H30L29 131L30 128H29L28 125H27V127H25L26 125L24 123H23L24 125L21 123V125H23L22 128L24 127L22 130L18 129L19 131H15V132L11 131V129L13 128V126L16 128V126L13 124L14 121H12ZM78 120L76 122L74 121L73 124L74 123H77L78 124ZM84 120H82V121H84ZM155 120H156V118H155ZM171 120H170V122H172ZM8 121L13 124V125H11V127H12L11 129L8 128V124H9ZM98 121H100V120H98ZM124 121L121 123V125L123 124V127H126L127 125L130 124L129 125L130 126V130H132V128H131L132 127L131 122H129V121L126 120L127 121L126 124L127 123L128 124L127 125H124ZM131 121H133V119H131ZM194 121H196V120H194ZM89 122H90L89 126H91V123H93L94 120L93 121L91 120ZM142 122H145V121H142ZM173 122H172V124H173ZM242 122H244L246 124H249V125H251L250 123H252V122H253L252 125L254 124L253 127H249V125L246 126V130L243 129L244 131L242 129H240L241 132L243 131L244 133L249 130L248 131L249 133L248 132H246L247 134L245 133L246 135L240 134V131H239L238 127H237L239 124H242L243 125L244 123H242ZM32 123H33V125H32ZM95 123H93V124H95ZM93 124H92V126H93ZM101 124H102V122H101ZM118 124L119 123L117 122V126L115 125L116 128L119 127ZM146 124L148 125L149 123H146ZM146 124L144 123L145 126H147ZM156 124H159V123H156ZM161 124L162 123H160V125ZM166 124H167V122H166ZM168 124H171V123H169V121H168ZM135 125L137 126V124H135ZM72 126L70 125L69 129L70 130L74 129L75 131H77L75 129L76 127L71 129ZM151 126H152L151 128L154 127L153 124ZM121 127L122 126H120V128ZM149 127H148V129H149ZM162 127H163V125H162ZM240 127H242V126H240ZM26 128H27L28 131H26V130L24 131V129H26ZM83 128H85V127H83ZM172 128L173 129L176 128V129H174V131L171 132L170 129H172ZM187 128H188V126H187ZM251 128H253V129H251ZM32 129H33V131L37 132L35 130V127H33ZM45 129L47 130L46 127H45ZM78 129H80V126L78 127ZM87 129H88V126H87ZM98 129L101 130V131L98 132L97 131ZM134 129H135V127H134ZM137 129H139V128H136V130ZM143 129H145V127ZM89 130H90V128H89ZM154 130L151 129V132L154 131ZM156 130H158V129L156 128ZM190 130L193 131V133L192 132L188 133ZM21 131H23V134L24 135L21 134L22 133ZM66 131H68V128H66ZM80 131H81V129H80ZM95 131L93 130L92 132H95ZM138 131L139 130L133 131V133H137ZM18 132H20V134H19L20 136H24V137H20L18 135ZM148 132H150V130H147V133ZM155 132L156 131H154V133ZM157 132L158 133H162L160 131H157ZM167 132H165V133H167ZM183 132H181V133H183ZM186 132H184V133H186ZM194 132H195V134H194ZM196 132H197V134H196ZM47 133H50V132H46V135H49ZM73 133H74V131H73ZM102 133H105L106 134V135L104 134L106 138L102 135ZM139 133L141 134V131L138 132L135 135L137 139H139L138 138V136H139L138 134ZM152 133H151V135L154 134V133L153 134ZM170 133H169V135H170ZM184 133H183V135H184ZM65 134H67V133H65ZM193 134L194 135H197V137H196L197 139L194 138L195 136L192 137ZM156 135H157V137H159L158 134H155L154 136H156ZM25 136L27 137V139H26ZM101 136H103L104 138L101 137ZM127 137H129V136L127 135ZM169 137H172V136H169ZM162 138L163 137H161L160 139H162ZM133 139H134V136H133L132 140ZM150 139H152V138H149V140H148V137H147L148 142H150ZM160 139H159V141H161ZM108 140H109V142H108ZM119 140H122V142L121 141L119 142ZM132 140H130V141H132ZM143 140H142V142H143ZM155 140H157V139L155 138ZM9 141H14V142L16 141V143L14 144V143H11ZM135 141L137 142V140H135ZM135 141H133V142H135ZM152 141H153V139H152ZM8 142L11 143L12 145L14 144L13 146L11 145V147H14V148H11V147L8 148L7 147L8 144H6ZM106 142H108V143H106ZM161 142L166 143V142H164V140L161 141ZM2 143H3V145H2ZM109 143H111V144H109ZM118 143H120V145ZM128 143H126L127 144V147L130 145V144L128 145ZM147 143H146V147H147ZM170 143L171 142H169V144ZM180 143H182V144H180ZM206 143H207V145H206ZM16 144H17V148H16V150H13V149H15ZM108 144L111 145V146H109ZM126 144H125V146H126ZM139 144H142L141 141H140V143H138V142L135 143V145H137V146H139ZM154 144L156 146L158 145L156 141H155ZM192 144H193V147H192L193 149L191 148L192 149L191 150L192 152H191L189 148L191 147ZM107 145L110 147L109 149L107 148ZM159 145L162 146L161 152H164L165 151V154H166V149L168 147L165 149L166 146L163 147V145L160 144V143H159ZM159 145H158V147H156V148H158L157 149V153L158 154H159L158 151L160 150L159 149ZM194 145H195V147H194ZM125 146L122 149L125 150L126 149ZM187 146L189 148H187ZM205 146H207L209 148V150H207L208 148L205 147ZM182 147H185L186 150L183 151L184 149H182ZM255 147H256V149H255ZM9 149H11L12 152L11 151L8 152ZM257 149L259 150L258 152H256ZM132 150L130 152H132ZM149 151L151 152L152 150L150 149ZM167 151L169 152V148L167 149ZM118 152L120 153L121 152V149ZM152 152L155 153L154 151H152ZM152 152L149 153V154H153ZM169 153L171 154V152H169ZM165 154L163 153V155H165ZM170 154L167 153L166 156L167 155H170ZM179 154H180V152H179ZM9 155H8V158L9 157L11 158L12 156H9ZM17 155H19V156H17ZM137 155H135V156H137ZM161 155H162V153H161ZM161 155H160V157H161ZM107 156H108V158H106ZM180 156L181 155H179V157ZM146 157L148 158V160H150L149 162H151V161H152V163L153 162L154 163L156 162V165H153V167H152L151 166L152 164L151 165L148 164L149 162L147 161V158ZM113 158H115V156ZM125 158L127 160H125ZM14 159L12 157V160H14ZM116 159L118 160L119 158H116ZM121 159L123 161L125 160L127 162L125 164H127L128 168L125 167V166H123L124 163L122 162ZM104 160H105V162H104ZM145 160L147 162H144L143 163V161H145ZM171 160H173V161H171ZM138 161H141V163L138 162ZM157 161H159V162H157ZM180 161H178L177 163H179ZM4 162H6L7 164H2ZM25 162H26V164H25ZM129 162H131V161L129 160ZM136 163L137 164L139 163L138 166L143 163L139 167H135L134 166L133 168L134 169L136 168V170H138L139 172L142 170L141 171L142 173L140 172L138 175H140L142 177V181H145L147 183H146V186L142 187L141 191H138L139 188L137 187V190H136L137 192L136 191H132L131 189H129L131 191L130 192L128 190V188L130 186L128 187L126 185L127 184L126 183L125 185H126V187H128L126 190H128V194H129V198H127L126 197L127 195L125 197L123 195L126 192L125 190H123V188L125 186L122 187L121 183H115L113 181L114 179L111 177V175H113V174H114V176H116V175L117 176H121L122 175V176H124V177H122L124 180H125L126 175L128 177L129 176H134V174L133 175H128L126 173V174L123 175V173H125L126 170H128L129 168L132 170L133 169L132 168V165H134V164L136 165ZM146 163H147V165H146ZM4 165H7V166H4ZM28 165H30L31 169H30V167H28ZM245 165L247 166V168L244 167ZM11 166H12V164H11ZM23 166H21V167H23ZM141 166H142V169L140 170V167ZM144 166H146L145 170L143 169ZM13 169H15V166L13 167ZM20 169H21L22 172L24 171V170H22V168H20ZM130 169L127 172H129ZM34 170H36V171H34ZM187 170H188V172L191 173V177L189 175L190 173H188ZM251 170H253V171H251ZM254 170H256V172ZM48 171H51L50 174H52V176H55L54 178H56V173L55 172H58L60 174V177L62 175L64 176L63 178L66 177V180H67V184L66 185L67 186L61 183L64 186L61 185L62 186L61 189H60V187H57V186H60V185H58L59 183L58 184L56 183L57 182V180H56L57 178L56 179H53V177H52L53 180L51 178H49V177H51V175H49L47 173ZM52 171H54L55 174H53ZM14 173H13V175H14ZM44 173H46L47 175H44ZM9 174H6V175L9 176ZM57 176L59 177V175H57ZM140 176H139V178H141ZM186 176H189V179L188 180H190L192 178V180L194 182L192 180H190V181L193 182V186L195 184H197V183H200L202 185L201 187L202 188L204 187L203 189L206 191L205 193H207L208 199H209V203H208V201H205V204L207 202L208 210L202 211V207L204 209L206 205L204 206L203 204H201L203 202L199 203L198 201H196V199L194 197V196H198V194L201 193V191H200L201 189L199 190V189H196V187H195V186H197V188H199L198 185H195L193 187L194 188V192H193V190H191L192 191V194H194V196L189 197L191 191H190V193L188 192L189 195L187 196V192L186 191L188 189H190V188L191 189H193V188L190 185V182L188 183V180H187L186 184L183 183V180H186L187 179V178L185 179ZM37 177H38V180H37ZM28 178H26V179H28ZM46 178H48L49 180L48 179L46 180ZM50 179H51V182H49ZM118 179H120V178H118ZM130 180H132V179H130ZM19 181L20 182H23V181L25 182V178H24V180H21L20 179ZM47 181L49 183V186H51L52 181H54L55 182V185L56 184L57 185L55 186L56 188H54L52 190L53 191L55 190L57 192L59 189H60L59 191H62L64 189V191H62V192L65 193L68 196L67 198H70V199H68L66 201H63L61 199L60 202H62V203H59V205H57L59 200L58 201L56 200V194H55V199H53L52 197L51 198L53 200H55L54 202H57V204L56 203H53V200L52 201L49 200L50 197L47 194L49 192H51L52 195H53V191L52 190L49 191L50 190V187L49 186H47V188H46L45 185H46V182ZM27 182H28V180H27ZM27 182H26V184H27ZM32 182L29 181V183H32ZM134 182H135V180H134ZM118 184H120V185H118ZM24 185H25V183H24ZM135 185H136V183H135ZM135 185H132V186L136 187ZM189 185H190V187H189ZM2 186H4L5 190H7V192L9 190L8 193L10 194L11 197L9 196V194H7L6 191L4 192V189L2 188ZM8 186L10 187L9 189H8ZM31 186H33L34 188L32 189ZM140 186H141V182H140ZM185 186L186 187H189V188L187 190H185V188H186ZM26 187H28V186L25 185V188ZM44 187L46 189H49V190H46L45 189V192L48 191V193L46 194L48 196L47 197L48 199L45 197L46 195H44L45 194L43 192V188ZM53 187L54 186H52V188ZM1 190L3 191L4 194L6 193L7 196H6V194L4 196L2 194V192H1ZM10 190L13 191V192H11ZM197 191H200V192L197 193ZM132 192L133 193L136 192V194L138 196V198L136 197L137 200L139 201V203L137 202L138 203L137 205H139L141 203V205H139L138 207L139 208L140 207L141 208L143 207V209H142L143 211L144 210H148V213H146V214H148L150 218L147 216L146 217V220H147V218H149V222L147 221L148 223H146V222L143 223L142 222L140 224H137V222L135 223L134 221H132L134 219L133 216H132L133 219L130 218L131 215H133V214H130V213H129V218H127L124 221H120L119 223H116L117 222V219L114 220V221H108L107 220L108 215L105 214V212L107 213V211L113 210L114 212L116 211V213H117V212H120V210L122 212H125L126 210H128V208L125 209V207H124L126 205H123L124 204L123 203V199L125 198L124 199L125 201L126 200H129L128 201L129 203H130V198L133 199L132 201H135L136 199L134 200V197L132 196ZM38 193H40V195H38ZM195 193H197V195H195ZM130 194H131V196H130ZM12 195H13V197H12ZM14 195H17V196H14ZM36 197L39 198L38 199L39 202H38V200H37ZM174 197H175V199H178V200L180 198L181 199L180 201H182V202L184 201L183 199H185V200H188L189 199L188 201H190V203H188V204L190 205V207H188V209H187L186 207L183 206V208H182V206H181L180 208L183 209V212H180V209L179 208H178L179 211H177L178 209L176 207H175L176 210H174V208H173L174 206H172L170 208L169 207L170 206L169 205L170 202H168V201L170 199H173ZM59 198H61V197H59ZM63 202H64V205H62ZM37 203H38L39 206L36 205ZM130 204H132V202ZM130 204H128V205H130ZM178 204L182 205L179 201H178ZM137 205L136 204L133 205V208L135 206H137ZM131 207H129L130 210H131ZM21 208H22V210H21ZM27 208H29L31 210H28ZM137 208H136V211H139V208L138 209ZM141 208H140V210H141ZM79 210L82 211L83 213H86L84 211V210H86V211H88L89 214H87L86 216H82V215L78 214V211ZM134 210H135V208H134ZM134 210H133V213H136L137 214V212H135ZM142 210L140 211V213H142ZM31 211L32 212L34 211V214H35V211H36V212H38V214L36 213L34 215ZM174 211L180 212V214H178V213H176ZM16 212H11V213H14V215L13 214H11V215L16 216ZM18 212H20V213H18ZM82 212H81V214H82ZM1 213L3 214L4 217L2 216ZM22 213H23V211H22ZM28 213H30V214H28ZM113 214H114V217H115V213H113ZM9 216H10V213H9ZM29 216H25L24 218L26 219V217H29ZM118 216H121V215H118ZM140 216H141V214H140ZM140 216L137 214L136 218L138 217V220H139V217ZM34 217L36 219H34ZM142 217H144L143 216V213H142ZM142 217H140V219H142ZM5 218H4V220H5ZM12 218H14V217H12ZM116 218H117V216H116ZM178 218L179 219L180 218H183V219L182 220L180 219L181 221H179ZM10 219H11V217H10ZM119 219H121V218L119 217ZM202 219L203 220H206L207 219L210 222L211 227H212V229H211L212 231H210L209 227L207 228V226H206V228H204V230L205 229H209L208 231H210V232H208V233H211V234H209V237H207V235H206V239H208L209 242H212L213 243V244H210V246L208 245V243H205V242L202 241L203 239H202V237H200V235L201 236L203 235V233H200L201 228L198 229L199 232L196 230L198 226L200 227L201 222H202ZM17 220L18 219H16V221ZM19 220L20 221H17V222L23 221V225H21V223H20V227L23 228V226H25L26 225L25 223H27V222L24 221V220H21V219H19ZM27 220H28V218H27ZM184 220H186V221H184ZM70 221L71 222H74L76 225L74 224L75 226L74 225L71 226L72 223ZM68 222H70L71 224H67ZM63 223H65V224H63ZM0 225H3V222L2 221L0 222ZM5 225L0 227V245H1V247L4 248L3 249L4 250V255L1 254V253H3V251L0 254H1V256L3 255V257L5 256V258H4L5 260H1V257H0V262L3 261L2 264H63V260L66 261L68 258H72V256H70L71 254L69 255V257L67 256V259L65 257H63L66 254V252H64L63 250L65 248H67V247H70L69 250H71V251H73V249H75V247H76L77 248V251H76V254L77 255H75V256H77V257L80 258V256H78L79 255V248L80 247H77V246H79L77 244H73L74 234L81 233L80 230L77 231V229H76L75 231H71L70 228H68L69 231H71V232L74 233L73 235H70L71 232H69V231H68L69 233H64L66 231H64L63 233L61 232L62 233L61 234V233H55V231L57 229L55 231L52 230L53 231L52 234L54 235V233H55L54 237L53 238L51 237L52 240L50 239L49 243L48 244L45 243L46 245H44V243H42L43 240L41 239L42 241H38L37 239H39V238L36 237V235H35L36 238L35 237H32L34 235H31V237L33 239L31 238L30 241L24 242L25 240L27 241V240L30 239L29 237L27 239L26 236H28V235L27 234L26 235L24 234V232L25 233H28L29 232L28 229H27V227H28L27 225H26L27 227H25L26 228L25 231L22 229V231H23L22 237L19 234L20 237L23 238V241H21L22 239L19 240L20 237L17 236V235H15V233L12 232V229H13L12 225L11 226L9 225L10 228L12 227V229H11V232L12 233L11 234H13V235H15L17 237H14V236L12 237V235L8 232V230H10L9 227H8V225H7V227ZM62 225H65V226L63 227ZM87 225L88 224H86V226ZM14 226H15V228L13 230L16 231V228L18 229V227H16V224ZM29 226H30V224H29ZM31 226H30L31 232H32V229L33 228H34V230H36V227L40 228L39 226H36V227H34V226L31 227ZM208 226H210V225H208ZM203 227H205V224L203 225ZM46 228L49 229L48 230L49 232L46 231L47 230ZM82 228H84V226ZM186 228H188V229H186ZM62 229L59 228L58 231L59 230L62 231ZM26 231H28V232H26ZM43 231L44 232L46 231L47 233H45L43 236H40V234L41 235L43 234ZM58 231H56V232H58ZM172 231L174 233H171L170 234V232H172ZM31 232H29V233L32 234ZM86 232H87V230H86ZM6 233L7 234H10L9 235V239H10V236H11V238L17 239L18 241H20L19 244L17 242V244L19 246L21 245V243H24L23 244L24 247H22V249L16 251L14 248L17 247V245L14 248H12V246H10V245L8 246V244L6 245V243H5V240H6L5 237L7 238V236H8V235H6ZM34 233L37 234V232H34ZM48 233H50V234H48ZM88 233H89V230H88ZM198 233H200V235ZM196 234H198V238H195L196 237ZM23 235H25L24 237L26 239L23 237ZM187 236H189V238ZM144 238H149L151 240L149 241V239H148V241L146 242L147 239L145 240ZM114 239H115V241L117 240L116 241V242H118L117 245H120V246H117V247H119L118 250L117 249L114 250V248H117L116 245L113 243ZM206 239L204 241H206ZM8 241H10V240H8ZM14 241H16V240H14ZM90 241H88V242H90ZM26 243H27V245H26ZM75 243H77V242H75ZM14 244H16V242ZM14 244L12 243L13 246H14ZM169 244H171V245L168 246ZM75 245H77V246H75ZM81 245L83 247V244H81ZM88 245H86V246H88ZM111 245L114 247L113 249H112V246ZM155 245H158V246H155ZM173 246L174 247H177L178 250L181 249V248L184 249V250H182L184 252L183 255H182V254L179 253L180 250L178 252L177 249L174 248L176 250H173V254L175 253L174 255H176V253L178 252L177 255L175 256L176 258L178 256V254H180V256L182 255L181 258H177L178 260H175V258L171 257V255H170V253H171L170 251H172L171 249H172ZM152 247H155V248L159 247V248H157L158 250H156L154 248V252H152L151 251L152 250ZM71 248H73V249H71ZM169 248H171L170 251H169ZM187 248H189V249H187ZM87 249H85V250L87 251ZM96 249H98V250H96ZM81 251H83V249ZM92 251H91V254H92ZM182 251H181V253H182ZM236 251H237V253L241 254L240 256H243V260H241L242 257H240L239 254H238L237 257L238 258L240 257V259L237 260V257L236 256H235L236 260H235L234 257H233L234 258V261L231 259L232 258L231 256H233L234 253H236ZM62 252H64V255L61 254ZM83 255H84V253H83ZM86 255H87V253H86ZM81 257L83 259V256H81ZM79 258H78V260H80ZM87 258H88V256H87ZM180 259H181V261H180ZM84 261H82V262H84ZM82 262H81V264H82ZM66 263H67V261H66ZM90 263H91V261H90ZM76 264H78V263H76Z\"/></svg>", "mask_w": 264, "mask_h": 264}, {"label": "rangeland", "instance_id": "374dc122", "mask_svg": "<svg viewBox=\"0 0 264 264\" xmlns=\"http://www.w3.org/2000/svg\"><path fill=\"white\" fill-rule=\"evenodd\" d=\"M4 1H5V2H4ZM14 1H15V2H18V5H19L20 8H23V9L21 10V12H19V9H20V8H18V6L16 7L17 4L14 3ZM21 1H22V2H21ZM25 1H26V2H25ZM40 1H41L42 3H41ZM48 1H49V3H48ZM50 1H51V2L53 1V2H52V5H51V6H53V7H52V10L57 8V6H56V8H54V7H55V6L53 5L54 2L56 3V5H57V3H58V7H60L61 14H59V15H61L62 18H61V19L58 18V19H60L59 22H58V19L55 20V17H56V16H57V17L59 16V15H57V14L55 13V10H53V12H51V11H52L51 8H50V10L48 9V6L51 4ZM65 1L67 2L68 0H65ZM65 1H63V0H47V1H46V0H44V1H43V0H20V1H19V0H0V3H1V4H0V12H1V9H2V13H3V14H5V15L8 14V15L5 16V18H4V16L1 15L2 13H0V17H1V16L3 17V18L0 19V21H1L0 24H1L2 21L5 19V20L3 21V23H2V25L0 26V28H1V29H0V32H2V34H4L5 32L8 33V36H7V37L9 38V42H10L11 39H13V38H11V37H15V39H16V37H18L17 35H19V37L24 36V37H23L24 40H23V38H22V40L25 42V45H26V44L29 45L28 43H30L29 41L31 40V41H32V42H31L32 47H34V44H35L36 47H37V45H40L41 48H42V46H43L42 49L40 48V46H38L39 49H38V47H37V49H36V50H41V51L43 52V54H44V51H45V49H46V47H44V46H45V45H46V46L48 45V40H47L48 38L46 39V41H44L45 38H46L47 36L49 37V43L51 42V45H53L52 47H50L51 45H48V46H47L48 49H46V51H47V50L49 51V48H51V49H50L51 51H49V54H48V52L45 53V55H47V56H44V57L42 58V56H40V55H43V54H41V51H40V53H38L39 57H41V58L43 59V60H41L39 57H37V59H35V58H36V55H37V52H39V51H37V52L32 51V50H34L35 48L31 50V53L34 54V52H35V54H34L35 56H34V55L32 56L31 54H29V56H28V54H27V57H26V53H30V51L28 52V51H27V48L24 47L25 45H24V46L22 45V44H24V43H21L20 45H22V46H19V47H20V48H21V47H24V48L26 49L27 52H23V51H25L24 48H21V50L23 49V50L21 51L20 48L16 45L17 43H18V45H19V43H20L19 40H21V38H20V39L17 38V39H19V40H18L19 42H17V41L14 39V44H13V46H11V45H12V42L9 44V42L7 41L8 39H7V40H6V43H5L4 39H2V37H1V38H0V41H1V40H2V41L0 42V59L3 58V56H4V59H1V60H8V59H5V57H6V58L9 57V60L7 61V64H6V65H2L3 69H4V66H7L8 68H10V69L8 70L9 72H7V74L10 73V71H12V68H13V67H15V66H13V64L10 63L11 61H12V62L14 61V60H11V59H15V60L18 61L17 58L21 59V57L17 56V58H16L15 56H16L18 53L23 52V53L25 54V55H24V54L22 53V55H24L23 58L25 57V58H24V59H25L24 64L26 63V61L28 62L27 64H25V65L28 66V71L26 70L27 68L23 69L24 66H25L23 63L13 62L14 64L17 63L16 66H18V67H19V64H23V67H20V69L18 68V69H15V70H17V71H18V70L21 71L22 69L24 70L23 73H22V71H21L20 73H17V71H14V72H12L13 75H14V73H17L18 75H19V74H20V75L23 74V75L25 76V75H26V73H24L25 71H27L30 75H33L32 73H34V72H35V73L37 72V74H38V72H39L38 69H39V68H38V69H36V68L39 67V66H37L35 62H36V61L38 62V58H39V60H40L41 62H43V61H45L44 58L47 57V58H46V59H47V62L45 61V62H46V65H48V63H50L51 66H52V63H56V65H57V64H58V65H62V64H63V65H66V66L63 67L64 69L61 68L62 70H61L59 73H65V71H66V73H65L66 76H65V75H62V78H63V77H64V78H67V72H68V70H70V69H67V68L69 67V66H68L69 63L67 62V63H68V64H67V63L63 62V59H65L64 61L69 60L70 63H71L70 66H73V71H72V67H71V71H72V74H73V75L70 74L71 71H70V73L68 72V73H69L68 76L70 77V78H69V77H68V78H69V81L72 79L73 82H72V81H70V82H72V84L75 85V86L72 87L73 90H72V89H71V90H70V89L68 90V89H67L68 86H69L68 83H67L68 81L61 80V82H60V78H59V81H58L57 78L60 77L61 74L58 76V74H57L58 72L56 73L57 75L54 73V70H53V72H51L53 68H52L51 66H49L48 68H51V69L48 70V74H49V76H47V74L45 73V71H43V73H41V75L44 76V79H45V77H46V78L49 77V79H50V80H49L50 82L47 81V79H45V81H47L45 85L48 86V88H49V86H51L52 84H53V85H52L53 87H54V85H57V87H58V85L61 83V86H60V87H58V88H55L56 86L54 87L57 91L54 90V88H52V87H51V88H52L51 90L48 89V91H50V93H52L53 96H55V93L53 92V90H54L55 92H57L56 95H59V96H58L59 98H57V99H54V97H53V96L51 97V95H50L51 98L48 97V98H50V99L52 100V102L54 103V104H51L52 102L50 103V102L48 101L49 99L47 98V95H49L50 93H48V92L46 91L47 88H45L46 86L44 85L45 81H43V82L39 81L40 79L42 80L41 77H43V76H41V77H40L39 75H37V76H36V75H33V77L30 76V78H27L26 82H24V81L22 80V78L25 80L24 76H23L22 78H21L20 76H15L16 79H13V78L11 77L13 80L10 79V78H9V79L12 80V81H14V80L17 81V77H20L21 80H22V82H24L25 85H28V86L30 87V88H29L30 90H29L25 85H22V87L24 86V87H26L25 89L28 90L27 93H26V95L28 94L29 91H32V92H29V94L34 93V94H33L34 97L31 95V96L33 97V99H32V97H31V98L29 97V99H28V97L25 95V92H24L25 89H24V90H20V89H19L18 91H21V93L24 92V94H22L24 97L21 96V97L24 99V101H26L25 99L27 98V101H26L27 103L25 102L26 104L23 103L24 101H23L22 98H21L22 101H21V103H20V100H21L20 98H19V100H18L19 102H17V99H18L17 97L20 96V93L17 92V87L19 88V86H14V87H16V89H15V88L11 85V84L13 83L12 81H9V79L7 80L6 78H2V77H6V75L3 76V74H2L3 72H1V71H3V70H2V68H1V66H0V68H1V70H0V72H1V73H0V76H2L1 79H0V80H1V81H0V84H1V82L4 83V79H6V80L10 83L9 86H12V87L14 88V90H16L15 92L13 91V94H14V95H17V96H16V100H15L14 95H12V94L10 93V89H11L12 87H9V86L7 85L8 87H6V89H7L6 91H5V89H3V88H4L3 86H2V87H3V88H2L3 90L1 89L2 91H5V92H7V93L9 92L8 94L12 96V102L8 105L9 111L12 110V111L10 112V114L13 115V116H15V115L18 114V113H16V112L21 113V112H20V109H23V108H22L23 104L25 105L24 110H26V109L28 108V107H27V104H28V103H30V108H31L30 111H31L32 113L29 111V109H28V112H27V110H26V114H25V111L22 110V112L24 111V114L26 115V117H25L24 115H22L23 113L18 114L19 122L22 120V117H25V118H26L25 121H27L28 118H30L28 121H30V120L32 121V120L34 119V115H35V113H40V114H42V116H40L41 118H42V117H46V115H44V114H45V112H47V110H48L49 107H50V109H49L48 113H49V112H53L52 110H54V109H56L57 112H59L60 110H61V111L63 110L64 112L66 111L67 115H66L65 113H62V116H61V118H63V119H67V120H68V122H67L68 124H67V123L64 124L65 126H67V127H65V128H63L64 125H62V127H60V126H58V125H57V126H54V125H53L54 122H51L50 124H48V126H43V125H44L43 123H42L43 125H42V124H38L37 126H35V125H36V124H35V125L33 126V127H35V130H36L37 127H38V128H37L38 130H39V127L43 128V131H44V133H45V136H47V137L53 135V134L50 135L51 132H52V130H50L51 127H50V129H49V126H51V125H53V129H54L55 127H57V128L60 127L61 129H60V128H59V129L62 130V128H63L64 131L62 130L63 132H62V133L60 132V134H61L60 136L71 135V136H73V137L76 136L77 138H78V136H79V138H80L81 136H83V134H84L85 131H91V133H89L88 135H86V137L91 138V137L93 136L94 133H97V132L95 131V130H96V128H95L96 126H97V128H99V129H100L101 126H102V128L104 127V126H103V124H104L103 122H104V119H105V118H106V120H107L108 122H112V123L115 122L116 124H115V123H113V124H115L116 126H117V122H118V123H119V124H118V126H119L118 128H116L115 125H112V123H111L109 126H108L107 124H104L105 127H107V128L110 127V126L112 125L110 128L113 127V129H111L113 133H111V134H107V135H106L105 133H102V135H103L104 137H105V135H106V137L109 136V135H113L112 137L114 138V137H115V136H114V133H115V134H119V132H121V134H123L122 131H123L124 129H125L124 131H127V130H128L127 133H129V134H126V135H125L126 137H124V138H125V139H129V140H127V141H129V143L126 142V140L123 139V137H121L120 134H119V135H120V138H121L122 140H124L123 143L126 142V143H128V145H129V144H130V145L127 147V144L125 143L126 146H125V144H124L123 147H122V148H124V146H125L126 149L124 150V149L120 148V146H119L120 143H118V144H119V145H118L119 147H118V150H116V149H117V145L115 146L114 143H113V144H112V145L114 146L113 149H115L116 151L114 150V152H112V151H113V150L111 149L112 147H111V148L109 147V146H111V145H109V144H111V143H109V144H108L109 146L107 145V148H108V149L110 148V151H111V152H110L109 150L107 151L106 149H104V150L102 149V151H100V152L102 153V155H104V156H106V155H109V156H110V155H113V156H111L112 158L110 157V158H109V161L107 160L106 162H108V163L110 162V163H111V161H116V162L118 161V162H119L118 165H121V163H120V161H119L121 157H126L128 154H131V153L133 154V153H135V152H137V154H138V152L140 153V151H142V153H143V150H144L143 147H144V145H145V148H146V149H147V148H150V149H151L152 151H154L155 153H153V152L151 151L153 154H149V153H151V152L149 151L150 149H147V150H145V153H147L148 155H147V154H146V155H143V154H142L143 156H147V157H149V155H150V156L153 155V156H151V157L149 158V159H152V161H153V159H154V160L156 159V158H152V157H157L160 161H162V160L164 161L165 159H167V161H166V162L164 161V162H165V164H166V163L168 164V168H169V165H171V166L173 167L172 163L168 160V157H169V156H170V157H169L170 159H173V157H172V156H173V155H172L173 152L175 153V154L173 153V154H174V158H176V160H175V159H173V160H174V162H175V161L178 162V161L181 160L180 158H184V159L186 160V159L188 158V155H189V154H193V153H195V151L197 152V150L200 151V149L204 147V146H203L204 144L202 145L201 143H204V140H207V139H204V137L202 138V137H201V136H202V133H201V132H198L199 130H203L202 128L205 126L204 124H202L203 121H204V119H203L202 122H200V120L197 121V119L204 118L203 116L206 115V114L204 113L205 111L203 112V110H202V112H200V111H201L200 107L195 106L197 110H198V108L200 109V110H198V112L200 113V116H199L200 118H198L197 116H198L199 114L197 115V113H196L197 110H195V109H192V110H191V107H190V108L185 107V108H186V110H185V108L183 107V106H188V105H189V102H186V101H189V99L187 100V98H188V97L190 98V96H191V97H194V96H195V93H194V95H191L192 93H191V94L189 93V95H187L188 97H187V98H186V97L184 98L185 100L182 99V100H183V103H181V104H180V102L178 103V104H180L179 106H181V109L178 108L179 106H177V110L180 109L181 112H180V110H178L176 114H175L173 111H171V112L174 113V114H172L173 117L175 116V117L177 118V116H179V118L176 119V120H177L176 122H178V121H179L178 119H180L181 123H183V121H186V120L188 119L187 124H188L189 122H190V123L195 122V123H193V124L198 123V125L202 124V126H203L202 128L200 127L201 125H200V126H197V125H191V126L189 127V125L185 124L186 122H184V124L187 125L188 128H187V126H185L184 124H182V126H183V127H184V126L186 127V129L184 128V132L188 131L187 129H191V128H193L192 130L194 131V128H195V131L197 130V132L200 133L198 136H199L200 138H202L203 140H199V138L197 139V138H196L197 135H194L195 132H194L193 136L191 135L192 137L195 136L194 138L197 139L196 141L193 139V140H194V143H196L197 146H199V145L201 144L200 148H198V147L196 148L195 145H194V147H195V148H194L195 151L193 150V152H192L191 150L193 149V148H192V147H193V144H192L191 147H190V146H189V145H190L189 142L192 143L193 140H191V137H190V138H187L188 136H187V137L185 136V134H186V135H189V134H187V132L184 133V132H183V128H180V129L182 130L181 132H183L184 135H183V133L178 132V131H180L179 129L175 130V132L173 133V135H175L176 133H179L177 136H180V139H181L180 141L183 142L184 145L186 144V143H184V142H185V141L187 142V140L190 139V141H188V144H189L188 146H189L190 148H189L188 146H187V148H189L190 151L192 152V153H189V154L187 153V156L183 155L182 153L187 152V150L185 149V147H186V145H185V147H182V149H184L183 151H185V150H186V151H185V152H182V151H180L179 149H177V151H178V155H177V157H176V156H175V155L177 154V153H176V147H178V145H176V144H179V143H177V142H180V141H178V139L176 140V137H175L176 135L174 136L175 138H173V135H171L170 132H167V131H169V128H171L170 125H174V123H175V121L173 122V120H174L173 117L171 116V117H172V120H171V119H170V115H167L168 112H169V109H170V107H171L169 104L173 105V103H170V102L168 101V100H169V99H167L168 97H167V98L165 97V99H164V98H161V99H160V100H161V104H160V101H159V100H158V102H159V103H158V102H157V98H155V96L153 95L154 92L156 91V90H154V87H153V86H152L153 88H152V87H148V86H146V85H144V84L142 83V84H143V88H144V87H148V88H147V91H146L147 94H144V93H145L144 90H146L145 88H144V90H140V89H139V88H140V86H139L140 83H138V82H139V80H141L140 78H142V77L140 76V78H139V77H138L139 75H137V72H139L140 75H142V71H141V70H143V69H142L140 66H139L138 68H136V67H135V63H134V61L138 62V61L140 60L142 63L145 64V62H147V60H148V61H150V63H149V62L146 63V66H148L149 64H151V61H156V62H157V65L154 64L155 62H153L154 66H153V64H151L154 68L158 66L156 69L152 68V66H151V68H148V72H150V73L148 74V78H151V80L154 81V75H155V77L158 75V74L156 75V73H159L158 76H161L163 72H164L163 74H164L165 76H166V74L169 75V74H170V70H167V69H170V68H172L174 65H177V64H178V63H177V64L175 63V60H177V62H179V61L181 60L179 63L183 62V64H184V59H186V58H185L186 54H187L188 52L190 53V51H191V53L189 54L191 57H189V56L187 55V61H189V59H191V58L193 57L192 50H193V53H194V50L196 51V49H195L196 47L192 46V48H191L190 46H189V47H186V46H188V45H186L185 48H187V49H188V50H187V49H185L184 47H182V45L188 44V43H190V42H192V43L195 44L196 41H197V39L195 40V39H194L195 37H194L193 39H189V38L186 39V37H188V36H186V37L183 38V35H179V34H178V36H176V37L178 38V40H177V38H174V40L176 41V42L174 41V43H175V44H174V47H173L174 50L171 51V50L173 49V48L170 49V48H171V45L173 44V42H172L173 40L171 39V34H173V33L176 34V33H181V32H180V31L178 32V30H180V27H179V24H178L177 22H175V25H172L171 23H169V22H170L169 19H171L169 16H168L169 19H168V17L166 16V18H167V20H168L167 23H168V29H169V30L166 31V32L168 33L169 31H171L170 28H169V27H171V26H172V27L174 26L173 28H175V30H176L177 27H178L179 29L176 30V32H174V29H172V30H173V31H171L172 33L170 32L171 34L168 33V35H166V34H167L166 32H162V33L160 32V37H158V35H157V37H156V39H157V38H158V39L160 38L161 40H162L163 38H166V37H167V38H170L169 41L171 42V44H170V42H169V44H168V40H167V38L164 39V40H165L164 42L166 43V40H167V43H166V44L170 45L169 50H168V47L166 48L165 45H164L165 43L161 42L160 40H158V42H159V43L161 42L162 44H161V43L159 44V43H157V42H156L157 45L154 44V42L156 41V39H155V36H156V35H154L155 33H154L153 35L150 34L151 32H149L148 29H147V30H146V29H143V30L141 29V33H140V31L138 32V31H136V29H135V30H134L135 32H132V34L135 33V34H137V35H132L131 32H129L130 30H132V29H131V27H132V23H131V22H134V23H135V21H138V19H139V18H136V20H133V19H134V18H133L134 16H132V14L134 15V14H136V11H137V10H140L138 7H137L138 9H136V7L133 5V2H130V3H132V4H131L132 6H131L129 9L126 8V9H128V10L124 11L125 9H123V7H124V6L127 7L126 4H130V3H127V2H129V0H126V1H125V0H123V1H121V0H100V1L102 2V5H103V4L105 5V6L103 5V7L101 6V2H100L99 5H98V0H96V1L93 0L95 3H93V1L91 2L90 0H89V2H88V0H87V1L85 0V1H86L85 4L83 3L84 0L81 1L82 3H78V1H80V0H75V1H74V0H71V3H70V4H69L68 2L65 3ZM69 1H70V0H69ZM72 1H73V2H72ZM118 1H119V3L121 2V5L118 3ZM124 1H125V2H124ZM130 1H131V0H130ZM132 1H134V0H132ZM8 2H9V3H8ZM20 2H21V3H20ZM43 2H45V4H43ZM74 2H75V3H74ZM145 2H146V1H145ZM13 3H14V4H13ZM19 3H20V4H19ZM32 3H33V4H32ZM46 3H47V4H46ZM59 3H60V4H59ZM73 3H74V4H73ZM87 3H89L90 5L93 3V4H92L93 7H91V6H89V7H91V8H89V7H88V8L84 7ZM12 4L14 5V7L12 6ZM23 4H25V6H24ZM71 4H73V6H75V10L78 9V4H79V7H81V8L83 7V10H84V8H85V11L82 10L83 12H80V13H79V11L72 10V9H73V6H72ZM80 4H82V5H84V6H82V5H80ZM89 4H87V5H89ZM94 4H95V6H96V5H97V6L95 7ZM116 4H117V5L119 4V5H118L119 8H120L123 12H125V13H127V11L130 10V11H129V14H130V15H128V16L126 15L128 18H126V17L124 16L125 13H122V11H118V10L115 8V7L117 6ZM122 4H125V5H122ZM10 5H11V6H10ZM29 5H30V6H29ZM37 5H38V6H37ZM39 5H40V6L42 5V7H44V9L42 8L43 11H44V10H46V11L41 12L42 10L40 11L39 9H37V8H41ZM87 5H86V6H87ZM109 5L111 6V8H112V6H115V7H113L112 10H114V12H115V11H118L119 13H121V14H118V15H119V17H121L122 19L125 20L124 22H121L122 19L116 17V16H118V15H117L118 12L114 13V14H116V15H115V18H116V19H115L113 16H112L113 18H112L111 16L107 17V16H108V14H107L108 11H109V12H112V11H110V10L108 9ZM6 6H9V7H8V8H5ZM28 6H29V8H28ZM34 6H36V7H35V8H36L35 11H34ZM51 6H49V7H51ZM118 6H117V8H118ZM122 6H123V7H122ZM30 7H31V8L33 7V9H30ZM61 7H63V8H61ZM64 7H65V9H70V8H72V9H71L72 11H71V10H68V11L66 10V11H65ZM66 7H67V8H66ZM68 7H70V8H68ZM94 7H95V10H97V11H94L95 13L92 11V9H93ZM128 7H129V5H128ZM10 8H17L18 11H17L16 9H12L13 11H16L17 17L14 16V15H16V14H15V12H13ZM109 8H110V7H109ZM114 8H115V9H114ZM131 8H132V9H131ZM27 9H29V10H27ZM57 9H59V8H57ZM61 9H62V10H61ZM102 9L106 10L107 12L105 13V11L102 10ZM120 9H119V10H120ZM133 9L135 10V13H132V12H134ZM8 10H9V12H7ZM24 10H25V11H24ZM26 10H27V12H26ZM36 10H39V12H40L41 14L43 13L42 15H44V16H43L42 18L39 17L38 19H36V17L39 16L38 14H40V13H38V11H36ZM63 10H64L65 12H69V11H70V13H67V14H68L69 21L67 20V19H68L67 17H64V16H63V15L65 14V12H64ZM79 10L81 11L80 8H79ZM93 10H94V9H93ZM99 10H100V11L102 10L101 12L105 13V16H106V17L103 15V13H102L103 18H102V17H96V16H101V15L99 14V13H100ZM10 11H12L11 14H13V15H12L13 17L10 16V15H11V14H10ZM33 11H34V12H33ZM56 11H57V10H56ZM58 11H59V10H58ZM58 11H57V13H58ZM60 11H59V12H60ZM87 11H90L89 14H90L91 12H93V14H94L95 17H96V18H95L96 21L94 20V17H93L94 15H93V14L90 15V16L93 18V21H91L92 19L89 18V16L87 15ZM4 12H5V13H4ZM6 12H7V13H6ZM17 12H19L20 14L17 13ZM24 12H25L26 14H24ZM36 12H37V13H36ZM45 12H46V13H45ZM62 12L64 13L63 15H62ZM137 12H138V11H137ZM139 12H140V11H139ZM139 12H138L137 14H139V16H140V13H139ZM143 12H144V11H143ZM54 13H55L56 15H55ZM74 13H77L78 15L76 14V16H79V18L81 17L80 14L82 13V14H83V17H84V18H83V19H84V22L81 23V22L83 21V19L81 18V19H82V21H81V20H80L79 18H77V17H76V18L78 19L79 22L76 21L77 19H76V20L74 19L75 15L73 16ZM85 13H86V15H85ZM163 13H164V12H163ZM163 13H161V14H163ZM165 13H167V12H165ZM21 14H23V15H21ZM27 14H28V15H31L30 17L28 16L29 19H31V20H34V19H35L34 21H31V20L29 21V19H27L26 24L28 23L27 25H29L30 27L32 26L31 29H33L34 26L36 27V23H38L37 25L39 26V24H41L40 20H41V19L44 20V17L48 20V22L50 21V22H49L50 25H49V27H48V30L51 31V32H50L51 34H49V32H48V34H47V32H45V29L47 28L48 25L46 26V25L43 24L44 27H46V28L43 30L44 33H46V35H47L46 37H45V34H44L40 29H36V31L40 30V31H38L39 34H40V37H38V33H37L38 42H39V43L41 42L40 44H38L37 41H36V42H33L34 40L30 39L31 36H32V34H33L32 37H35V36H34V33H33L34 31H32L30 28H29V32L31 31L32 34L30 33L31 35H29V36H27L28 34H27V35L25 34L26 31L24 32V34H25V35H24V34L22 33L23 31L20 32V30H18V28H19L21 25H22V26L24 25V28H25V24H24V21H23V20H24L23 17L25 18V16H26V18H27ZM32 14H34V17H33ZM41 14H40V16H41ZM48 14H49V17H48ZM67 14H66V15H67ZM97 14H98V15H97ZM110 14H111V13H110ZM114 14L112 13V15H114ZM141 14H142V15L140 16V19H139L140 21H139L137 24L141 23V20L143 21V20H144V17L146 16L145 13H142V12H141ZM156 14H157V13H156ZM161 14L159 15V13H158V15H155V18L161 16ZM20 15L22 16V18H21V17H18V16H20ZM45 15H46V16H45ZM51 15H52V17H51ZM54 15H55V17H53ZM66 15H65V16H66ZM71 15H72V18H71ZM92 15H93V16H92ZM120 15H123V17L120 16ZM143 15H144V17H143ZM163 15H164V14H163ZM163 15H162V17L165 18V15H164V16H163ZM137 16H138V15H137ZM10 17H12L14 20L17 19V18H20L21 20L17 19L18 21H16V22H19L20 24H21V22H22L23 24H21V25H20V24H19V25L16 24L15 21H14L13 19H9ZM59 17H60V16H59ZM63 17H64V20H63ZM124 17H125V18H124ZM129 17H130V18H129ZM135 17H136V16H135ZM141 17H142L143 19H141ZM261 17H262V16H261L260 14H259V16L257 15V18H256L255 22L253 23V25H254V24H261V23H262V21H261V20H262ZM26 18H25V19H26ZM65 18H66V20H65ZM85 18H86V19H85ZM97 18H98V19H97ZM151 18H152V19H151ZM151 18H150L151 20H153V21L155 20L154 16H152ZM39 19H40V20H39ZM71 19H74V22H73ZM90 19H91V20H90ZM103 19H104V20H103ZM110 19H112L113 21L117 20V21H120L121 23H124L123 26H122V30H123L124 32H122V30L119 31V29L117 28V27L121 28V26H118V25L120 24V22L117 24V21H115L117 25L115 24V22H113V23L115 24V25H114V24L110 21ZM119 19H120V20H119ZM127 19H129V20L131 19V20H133V21L128 22L129 20L126 21ZM157 19H158V18H157ZM157 19H156L155 23H156V22L158 23L159 20L157 21ZM159 19H160V17H159ZM12 20L14 21V22H13V25H12ZM36 20H38V21H36ZM43 20H42V22H43ZM54 20L57 21L59 25H57V24H56L57 22L55 23ZM87 20H88V21L90 20V21L92 22L93 26L90 25L91 23H89V25H88L87 22H86ZM165 20H166V19H165ZM5 21H6V23H5ZM52 21H54V22H52ZM63 21L65 22V28L62 27V26H64V22H63ZM66 21H68V23H70V24H68ZM70 21H71L72 23H75V24L78 22V23H79V27H80L81 25H83V27L81 26V28H82V34H81V28H80V30H79L78 27H76V25H74V24H73V26H74L73 29H74L75 32L72 31L73 29L71 30V28H72L73 26H72V23H71ZM75 21H76V22H75ZM80 21H81V22H80ZM31 22H32V23L35 22V25H34V23H33V25H31V24H32ZM39 22H40V23H39ZM95 22H96V23H95ZM101 22H102V25L105 24V27H106V24L108 23V24H107L108 26H107L106 29H105L104 26H101L102 28L100 29ZM125 22H126V24H125ZM184 22H185V21H184ZM187 22H188V21H187ZM4 23H5V24H4ZM7 23H8V26L10 27V30H11V31L9 30V27L6 26ZM29 23H31V24H29ZM44 23H46V21H45ZM52 23H53V24H52ZM54 23H55L56 25H55ZM78 23H77V25H78ZM85 23H86V24H85ZM94 23L96 24V28L94 27V26H95ZM97 23H100V25H97ZM127 23H130V26H131L130 29H128V28H129V24L127 25ZM176 23H177L178 26L176 25ZM9 24H10V25H9ZM15 24H16V25H15ZM60 24H61V25L63 24V25L60 27ZM109 24H110V25H109ZM173 24H174V22H173ZM188 24H189V23H188ZM191 24H192V23H191ZM191 24H189V25H191ZM4 25H5L6 28H2V27H4ZM27 25H26V26H27ZM51 25L53 26V30L55 29L54 26H56V29H55V30H56L57 32L59 31L61 34H62V32L64 31V29H66V30H69V29H70V30L72 31V33H73V32L76 33V32L79 31L80 33H79V32H78V33L81 34L82 37H85V38H87V39L82 38L81 35L76 36V37H73L74 34H73V35H71L72 33H71V34H67V32H70V30H69V31H66V32L64 31V33H65L66 35H64V34H63V35H64V36H68V38H69V41H67V40H68V38H67V39L65 40V42H64V40L61 38L60 35H57V34L55 35V34H54L55 32L53 33V32H52L53 30L49 29V28L51 27ZM68 25H70V26H68ZM86 25L89 26V28H91V31H90V29H88V27H87ZM121 25H122V24H121ZM126 25L128 26V28H125ZM169 25H171V26H169ZM18 26H19V27H18ZM40 26H42V24H41ZM58 26H59V27H58ZM71 26H72V27H71ZM97 26H98V27H97ZM114 26H116V27H114ZM124 26H125V27H124ZM133 26H134V25H133ZM135 26H136V25H135ZM176 26H177V27H176ZM13 27H14V28H13ZM17 27H18V28H17ZM44 27H43V28H44ZM70 27H71V28H70ZM75 27L77 28V31L75 30ZM85 27H86V29L89 30V31H87V30L85 29ZM113 27H114L116 30H117V29H118V30L115 31ZM123 27L125 28V30H126V29L129 30L128 33H127L128 36H126V35H127V34H126L127 30L125 31ZM190 27H191V26H190ZM11 28H12V29H11ZM20 28H22V27H20ZM27 28H28V27H27ZM27 28H26V30H27ZM62 28H63V30H62ZM67 28H68V29H67ZM83 28H84L87 32H86ZM98 28H99L100 30H98ZM103 28H104L106 31H108V34H107V35H106L107 32H106ZM132 28H134V27H132ZM2 29H3L4 31H3ZM6 29H7V30H6ZM15 29L17 30V32H14V31H13V30H15ZM102 29H103V31H101ZM111 29H113V30H111ZM16 30H15V31H16ZM33 30H34V29H33ZM48 30L46 29V31H48ZM93 30H95V31H93ZM97 30H98V31H97ZM137 30H140V29H137ZM145 30H146V32H148V33H146V35L150 34L151 36H153L154 42H152V43H153V46L151 45V47L155 50V49H156L155 47H158V46H159L158 48L160 49V45H162V51L158 52V51H156V50H157V49H156L155 52L152 50V52L155 53V54L152 55V53H148V52L150 51V50L147 51L148 49H150V48H148V45H149V47H150V42H149L150 40H149L148 43H147V41H145V39H148L150 35H148V36H144L145 33H143V32H145ZM191 30H192V32H194V31H193V28H191ZM18 31H19V33H18ZM36 31H35V33H36ZM61 31H62V32H61ZM92 31H93V32H92ZM113 31H114L115 33H114ZM11 32H13V33H11ZM27 32H28V31H27ZM57 32H56V33H57ZM59 32H58V33H59ZM88 32H89V33L91 32L92 35L89 34ZM111 32H112V34H117V37H116L117 39L121 37L122 33H124V35H122V36H123V39L120 38L122 41L119 39V42H117L119 45H116V44H115L116 47H118V48H114V49H113V47H114L113 45H114V43H115L117 40H116V38L113 39L115 36H114V35H110ZM6 33H5V36H6ZM20 33H21L22 35H21ZM42 33H43V35H44V39H43V41H44L45 43H44L42 40L39 41V39L42 37ZM78 33H77V35H78ZM103 33H104V34H103ZM163 33H164V35H163ZM85 34H86V35H85ZM87 34H88V35H87ZM99 34H100V35H99ZM118 34L120 35V37H119ZM130 34H131V35H130ZM140 34H141V39L143 38L142 41H140L141 39L139 40V38H140ZM142 34H143V35H142ZM161 34L163 35V38L161 37V36H162ZM175 34H174V35H175ZM191 34H192V33H191ZM191 34H190V35H191ZM241 34H244V33H241ZM253 34H254V33H253ZM12 35H15V36H12ZM52 35H53V37H56V39L58 38L59 40L57 39L56 42H55V41H51V40H50V39H51L50 36H52ZM63 35H62V36H63ZM75 35H76V34H75ZM83 35H84V36H83ZM89 35H90L91 37H87V36H89ZM93 35H94V37H96V35H97V38H94V39H93ZM101 35H102L103 37H100ZM174 35L172 36V38L174 37ZM251 35H252V34H251ZM2 36L5 37L4 35H2ZM108 36H109V37H110V36H113V37H112V41H111V39H110V41H108V42L113 43L112 45H111V43L109 44L108 42H107V43H108L109 45H106V44H105L106 41L109 39ZM129 36H131V37H130L131 40H130ZM134 36H135V37H136V36L139 37L138 40H137V37L135 38ZM142 36H143V37H142ZM192 36H193V35H192ZM254 36H255V34H254ZM105 37L108 38V39L106 40ZM124 37H125V38L127 37L126 40L124 39ZM147 37H148V38H147ZM5 38H6V37H5ZM81 38H82V39H81ZM100 38H102V40H101ZM110 38H111V37H110ZM132 38H134L135 40L132 39ZM25 39H26V40H25ZM36 39H37V38H36ZM41 39H42V38H41ZM77 39H79V40H77ZM83 39H84V41H83ZM88 39H91L90 41H88V44H89V45H87V44L85 45V41H86V43H87V40H88ZM96 39H97V40H96ZM128 39H129L131 42H132V40H134L133 43H129V44H131L130 47H132V44H134L133 46H135V47H137V48H135V47H134V49H133V47H132V49L129 48V45H128ZM184 39H185V40H184ZM22 40H21V42H23ZM52 40H53V39H52ZM70 40L72 41V43H70V42H71ZM92 40H96L98 45H95V44H94L95 41H94V43H93V42L91 43ZM100 40L102 41V43H101ZM103 40H104V41H103ZM114 40H115V41H114ZM171 40H172V41H171ZM181 40H182V41H181ZM3 41H4V43H3ZM12 41H13V40H12ZM15 41H16L17 43H15ZM27 41H28V43H26ZM57 41H58V42H57ZM66 41L68 42V43H67L68 46H69V45H70L71 47L74 46L75 49L72 50L73 48L71 49V47L64 46V47H68V48L70 49V50H69V49L67 48V50H66V49L63 47V43H66ZM123 41H124L125 44H127L126 47H124L125 44L121 45V43H123ZM7 42H8V43H7ZM52 42H55V43H52ZM59 42H60L61 44H60ZM73 42H74V43H73ZM126 42H127V43H126ZM144 42H145V43H144ZM1 43L4 44V46H6V47H4V49H6V50H4V51L2 50V49H3V47H2L3 45H2ZM36 43H37V45H36ZM42 43H43V44H42ZM46 43H47V44H46ZM58 43H59L60 45H62V46H61L62 48L54 45V44L58 45ZM152 43H151V44H152ZM177 43H178V44H177ZM71 44H72V45H71ZM75 44H76V45H75ZM78 44H79L81 47L84 45V46H83L84 49L81 50L83 47H82L81 49H80V47L76 49V47L79 46ZM142 44H143V45H142ZM8 45H10V46H8ZM60 45H59V46H60ZM64 45H65V44H64ZM77 45H78V46H77ZM99 45H100L101 47H100ZM180 45H181V46H180ZM30 46H31V45H29V48H28V49L32 48V47H30ZM75 46H76V47H75ZM112 46H113V47H112ZM139 46H140V48H142L141 50H142L143 52L140 51ZM154 46H155V47H154ZM172 46H173V45H172ZM178 46H179V47H178ZM1 47H2V48H1ZM13 47H14V48H13ZM17 47H18V48H17ZM26 47H27V46H26ZM56 47H57V48H61L62 50L64 49L63 51L69 52V53H68L69 55H70L71 52H72L73 54L75 53V54H74L75 56H73V58L76 57V55H77V56L79 55V56H78L77 58H75V59L72 58V55L70 56L71 58H69V57H67V58L64 57V58L62 59V61L59 63V61L61 60V58H60V57H61V56H60L61 53H59V52L64 53L66 56H67V54H66V52L61 51V49H60V50H59V49H56ZM91 47H92V48H95V49H96V48H97V49H98V48H99V49H100V48H103L104 50L107 49L106 51H107L108 54H110V57H111V54L113 53V50H114V52H115L116 49H118V50L120 49V50H122L123 52H125V53H123V55L125 54V55H124L125 57L123 56L125 61H123V62H122V60H123V59H122V56H120V59H122V60H119V59H118L119 56L116 57L115 55H113V54H115V53L112 54V55H113V56H112V57H113V58H112V60H113V61H112V65L114 64L113 62H115V64L117 63V68H116L117 70H119V68L122 67V71H115V70H114L116 73H115L114 71H112V72H113V74L115 73L116 75L120 76V73H119V72H122V73H124V72H125V73H126V72H127V73H130V72H129L130 69H131L132 67H135V68H133V69H134L133 71L131 70V73L133 72L132 74L136 76L137 80H136L135 76L132 77V75L130 76V75L128 74L129 76H127V77H128V78H127L126 76L124 77V76L122 75V76H123V77H122V80H123V81L120 80V82L122 81V84L120 85L119 79H117L118 76L109 74V75H110L109 79H110V80H113L112 82L109 80V81H110V82H109L107 76H108V72L111 73V71H110L111 69L108 68L110 65L107 67V69H109V70H107V73H106V70H105V72H103L102 70L106 69V67H104V66L106 65V62L103 61V62H104V65H103V62H102V63L99 62V63H101V64L103 65L102 67H100V65H99V63H97V61H98V60L100 61L101 59H104V60H105V58H101V57H103V55L100 53V51H98L99 49H98V50L96 49V52L98 53V56H96L97 58H96L95 56H94V58H91V57L93 56V55L91 56L90 51H89V49H90ZM110 47H111V48H110ZM123 47H124V48H127L128 50H127V49L124 50ZM145 47H147L148 49L145 48ZM180 47H182V48H180ZM8 48L11 49V52L8 51V50H9ZM12 48H13V49H12ZM15 48H16V49H19L21 52L19 51V52L17 53V51H18V50H17V51H16L17 54L14 56V58L12 57V58L10 59V56H11V55L8 56L7 53H9V54L13 53V54H14L13 51H14ZM44 48H45V49H44ZM53 48H54V49H53ZM92 48L90 49L91 51H93ZM108 48H110L111 50L113 49V50H112V53H111V52H110V53L108 52V50H109ZM138 48H139V49H138ZM152 48H151V49H152ZM16 49H15V50H16ZM95 49H94V50H95ZM181 49H185V51H183V50H181ZM12 50H13V51H12ZM43 50H44V51H43ZM53 50H54V52L52 53L53 55L51 54V56H50V53H51ZM55 50H57V51L59 50V51L57 52L58 54L55 52ZM80 50H81L82 52L88 50V51H86V52H89V54H87L88 56H86V54H85L86 52L83 53V54L80 53V52H79ZM101 50H102V49H101ZM120 50H119V52H120ZM178 50H180V52H179ZM6 51H7V53H3V55L1 54V52H6ZM46 51H45V52H46ZM70 51H71V52H70ZM76 51H78V52H76ZM109 51H110V50H109ZM127 51H129V52H127ZM145 51L147 52L146 54H145ZM165 51H166V52H167V51H171V53L175 52L174 55H175L176 53H177V54L180 53V54H179V56H178V55H175V56L173 57V54H171L170 52H168V53H170V54H168V53H166ZM93 52H94V51H93ZM93 52H92V53H93ZM96 52H95V53H96ZM126 52L129 53V54L126 55V54H127ZM156 52H158L159 55H157ZM163 52H165L167 55H169L168 57H170V61H172V62H168L169 65L167 64V61L165 60V57H164L166 54L163 55V57L161 58V60H160V58H159V57H161L160 54H163ZM183 52H184V53H183ZM186 52H187V53H186ZM95 53H94V54H95ZM117 53H118V52L116 51V54H117ZM130 53H131V55H133L134 53H137V54H136L135 56H131ZM138 53L140 54V56H139ZM181 53H182V54H181ZM195 53H197V52H195ZM195 53H194V54H195ZM54 54H56V57H53ZM143 54L146 55V57H142ZM183 54H184V55H183ZM191 54H192V55H191ZM5 55H7V56H5ZM19 55H20V54H19ZM22 55H21V56H22ZM30 55H31V56H30ZM65 55H64V56H65ZM69 55H68V56H69ZM82 55H83V56H82ZM84 55H85V56H84ZM100 55H101V56H100ZM119 55H121V52L119 53ZM129 55H130V56H129ZM144 55H143V56H144ZM156 55H157V57H156ZM57 56H60V57H57ZM171 56H172V57H171ZM182 56H183V58L180 59V57H182ZM28 57H30L31 59L33 58V60H32L30 63H32V64L35 65V66H33V65H32V67L30 66V63H29L30 58H29V61H28ZM49 57H50V59H49ZM84 57H85V58H88V59L85 60V62L83 61V60L85 59ZM110 57H109V59H110ZM126 57H127V59H126ZM133 57H134V58H133ZM168 57L166 56V58H168ZM188 57H189V59H188ZM26 58H27V60H26ZM54 58H55L56 60H55ZM79 58H80V59H79ZM82 58H83V59H82ZM138 58H140V59H138ZM171 58H173V59H171ZM24 59H23V60H24ZM76 59H77V61L75 62L74 60H76ZM78 59H79V62H78ZM90 59H92L91 62H90ZM97 59H98V60H97ZM115 59H116V60H115ZM117 59H118V60H117ZM128 59H130L133 63L129 62ZM136 59H137V60H136ZM178 59H179V60H178ZM23 60H22V61H23ZM35 60H36V61H35ZM48 60H49V61H48ZM95 60H96V61H95ZM142 60H144L145 62L142 61ZM20 61H21V60H20ZM80 61H81L82 63H84V64L86 63V65L80 63ZM88 61H89L91 64L88 63V65H87V62H88ZM106 61H107V59H106ZM161 61H162V62H161ZM168 61H169V59H168ZM185 61H186V60H185ZM187 61H186V62H187ZM2 62H3V61H2ZM33 62H34V63H33ZM45 62H43V63H44L43 65H42V63H41V66H42V68H43L42 70H44V68H45V67H43V66H45ZM77 62H78V64H76ZM92 62L95 63L94 66L92 65V64H93ZM110 62H111V61H110ZM119 62H120V63H119ZM121 62H122V63H121ZM160 62H161L162 64H163V63L166 64V66H168L169 68H168V67L166 68V66L163 65V66L165 67V68H164ZM4 63H5V61H4ZM129 63H131V65H130ZM28 64H29V65H28ZM37 64H39V63H37ZM50 64H49V65H50ZM89 64L92 66V68H91V66H90V68H88V67H89ZM97 64H98V66H97ZM108 64H109V63H107V65H108ZM126 64H127L129 67H127ZM147 64H148V65H147ZM170 64H171V65H170ZM181 64H182V63H181ZM181 64H178V65H181ZM9 65H10V66H9ZM78 65L81 66L82 69H84V68L87 69V68H88L87 72H86V69H84L85 71L82 72L83 70H82L80 67H77ZM172 65H173V66H172ZM184 65H185V64H184ZM12 66H13V67H12ZM36 66H37V67H36ZM53 66H54V65H53ZM83 66H84V67H83ZM124 66H126V67H125V69H127L126 71H125V69L123 70ZM171 66H172V67H171ZM7 67H6V68H7ZM35 67H36V68H35ZM57 67H58V66H56V68H57ZM60 67H62V66H60ZM65 67H66V68H65ZM118 67H119V68H118ZM148 67H150V66H148ZM180 67H181V66H180ZM182 67H183V66H182ZM6 68H5V69H6ZM8 68H7V69H8ZM15 68H17V67H15ZM32 68H35L37 71L34 70V69H32ZM74 68H75V69H74ZM77 68L81 69L82 71L79 70V69H77ZM93 68H94V69H95V68H99L98 70L96 69V71H98V72H96ZM128 68H129V70H128ZM158 68H159V69H158ZM161 68H162V69H161ZM5 69H4V70H5ZM7 69H6V70H7ZM13 69H14V68H13ZM54 69H55V67H54ZM153 69H154V70H157V72H156V73H155V72L153 73ZM6 70H5V71H6ZM31 70H34V71H32V73H31ZM42 70L40 69L41 72H42ZM45 70H46V68H45ZM100 70H101V71H100ZM161 70H162V71H161ZM19 71H18V72H19ZM56 71H58V69H57ZM78 71H79V72L81 71V73H79ZM88 71H89V72H88ZM134 71H135V72H134ZM171 71H172V70H171ZM46 72H47V70H46ZM99 72L105 73V76H104V74H102V73H101L102 75L99 74ZM161 72H162V73H161ZM21 73H22V74H21ZM28 73H27V76L29 75ZM44 73H45V74H44ZM83 73H86V74L82 75ZM92 73H95V74H94L95 76L92 75L93 78H94V77L96 78V77H98V75H99V77L102 78V81L104 80V82H105V81L107 80V81L109 82V83L106 82V84H107V83H108V84L105 86V88H103L104 85H105V83L102 84V83H103L102 81H101V82H98V81H97L99 84L101 83V85H99L97 82L93 81V79L91 78V76H90V77L88 76V74L91 75ZM97 73H98V75H97ZM117 73H119V74H117ZM125 73H124V75H125ZM131 73H130V74H131ZM139 73H138V74H139ZM4 74H5V73H4ZM10 74H11V73H10ZM17 74H15V75H17ZM52 74H53V75H52ZM54 74H55V76H54ZM75 74H76V75H75ZM80 74H81V76H83L82 78H81ZM11 75H12V74H11ZM11 75H10V76H11ZM13 75H12V76H13ZM50 75H51V76H50ZM86 75H87V76H86ZM126 75H127V74H126ZM164 75H162V77H164ZM7 76H9V74H8ZM38 76H39V77H38ZM57 76H58V77H57ZM71 76H72V78H71ZM75 76H76V77H75ZM79 76H80V77H79ZM101 76H103V77H101ZM111 76H113V77H111ZM25 77H26V76H25ZM34 77H35V78H34ZM36 77H38L39 79H38V78L36 79ZM78 77H79V78H78ZM99 77H98V79H97V78H96V79H97V80H101ZM114 77L116 78V80L114 79ZM131 77H132V78H131ZM33 78H34L35 81H39V84H40V85L42 84V85H41V88H44L43 92H44V91L47 92V94L44 93L43 100H41V101H38V98L36 99V96L39 95V94H40V96H42L43 94H42L41 92H38V91H37L39 87L36 86L37 84L33 83V81H32ZM62 78H61V79H62ZM64 78H63V79H64ZM68 78H67V80H68ZM95 78H94V79H95ZM104 78H105V79H104ZM111 78H112V79H111ZM119 78L121 79V77H119ZM126 78H127V79H126ZM134 78H135V81H134ZM78 79H80V80L83 79L84 81H83V80H81V81H83L82 83H84V84L81 85V83H80L81 81L78 82ZM96 79H95V80H96ZM128 79H130V80H129L130 82H126ZM131 79H132L133 81H132ZM6 80H5V81H6ZM18 80H19V78H18ZM21 80H20V81H21ZM114 80H115V81H114ZM117 80H118V81H117ZM125 80H126V81H125ZM7 81H6V82H7ZM16 81L14 82L15 84H16ZM62 81H63V82H62ZM86 81H88L89 83L91 82V83H93L94 86H96V90H95L94 88H92V87H93V85H92V86L90 87V88H92V89H90V92H89V93H90V94L93 93L94 96L97 97V105H96V97H92L93 99H91V97H90V99H91L92 101L95 99V102L92 104V106H91V104H89L92 108H91L89 105H87V106L90 107V109H92V110L88 109L87 106H84L85 111H84V109H83V112H79V113L81 114V115H80L81 117H80V116L78 117V115H76L77 113H75V112H73V111H74L75 109H78V108H79L78 105H79V106L81 105V102H82V101L80 102L78 98H80V100H82V99H83L82 96H79V97L77 98L78 94H80L79 91L81 90V88H83L84 90H86V88L89 87V86L91 85V84H90V85H89V84H86V83H85ZM131 81H132V83H133V82H134V83L137 82L139 88H137L136 86L134 87V86H133L134 84H132ZM17 82L19 83V81H17ZM51 82H53V83H51ZM94 82H95V83H94ZM113 82H114V84H117V83L119 82L118 85H119L120 87L122 86L121 89H120V87H119L118 85H117L118 88H117V86H114ZM123 82H124V83H123ZM140 82H144L143 79H142ZM3 83H2L1 85H3ZM31 83H32V84H31ZM48 83H51V85H49ZM62 83H63V84H62ZM76 83H77V84L79 83V84L76 85ZM129 83H131V84H129ZM144 83H145V82H144ZM15 84H13V85H15ZM21 84H22V83H21ZM39 84H38V85H39ZM47 84H48V85H47ZM69 84H70V83H69ZM85 84H86V85H85ZM95 84H97V85H95ZM109 84H111L110 87H109ZM127 84L130 85V86L128 87V88H130L129 91H127V90H128V88H127L128 85H127ZM142 84H140V85H142ZM4 85H6V83H5ZM16 85H19V84H16ZM40 85H39V86H40ZM87 85H88V86H87ZM102 85H103V87H102ZM31 86H33V88H31ZM44 86H45V87H44ZM70 86H71V85H70ZM86 86H87V87H86ZM113 86H114V87H113ZM124 86H126V88H127L126 90H125V87H124ZM150 86H151V85H150ZM24 87H23V88H24ZM62 87H63V88L66 87V89H64L65 92H63ZM75 87H76V88H75ZM80 87H81V88H80ZM84 87H86V88H84ZM98 87H99V88H98ZM112 87L115 88L116 90H118V91H116V90L114 89L115 91H113L115 94H118V93H119L118 95H114V93H111V92H110L111 90L106 89V88L113 89ZM0 88H1V86H0ZM23 88H22V89H23ZM36 88H37V90H36ZM69 88H71V87H69ZM74 89H76V90H74ZM93 89H94V90H93ZM100 89H101V90H100ZM133 89H135V92H136V89L140 90V91H141L140 93H141V94H144V96L146 95V97H143V96L137 95V94H135V93H132V92H133V91H132ZM141 89H142V88H141ZM12 90H13V89H12ZM39 90L41 91V89H39ZM61 90H62V92H63L66 96H68V95L70 94L69 92H72L74 95H76L77 93H78V94H77L76 96H73L74 98L71 97L72 94H71L70 96H68V97L64 96V98H65L66 100H64V99L61 97V98L63 99V101H62V99H60V94H61V95L63 94L62 92H60ZM2 91H0V94H1ZM36 91L38 92V94H37ZM68 91H69V92H68ZM74 91H75V92H74ZM81 91H83V90H81ZM88 91H89V90H88ZM91 91H94V92H91ZM100 91H101V93H100ZM119 91H122V93H120ZM130 91H131V92H130ZM142 91H144V92H142ZM153 91H154V92H153ZM11 92H12V91H11ZM84 92L87 93V96H86V94H85ZM117 92H118V93H117ZM190 92H192V91H190ZM81 93H82V92H81ZM99 93L101 94V96L98 95ZM104 93H108V94H106V95H108L107 97H105L106 99L103 98V96L105 95ZM155 93H156V92H155ZM36 94H37V95H36ZM45 94H46V95H45ZM82 94H84L83 97L86 96V97L88 98V99H87V101H88V100H89V96H90V94H88L87 91H83ZM93 94H91V96H92ZM102 94H103V95H102ZM80 95H81V94H80ZM97 95H98V96H97ZM106 95H105V96H106ZM120 95H121V96H120ZM123 95H124V96H128V95H129V96H128V98H127V97L124 98ZM28 96H30V95H28ZM118 96H119V99L117 100ZM38 97H39V96H38ZM86 97H85V100H86ZM98 97H99V98L102 97L101 100L98 101V99H99ZM120 97H121L122 99H120ZM131 97H132V98H135L136 101H137V98H138L140 101H137V102H139V103H136V101H135V105H134V102H133L134 99H133V101H131V100H132ZM67 98H70V99H67ZM71 98L74 99L73 102H72V99H71ZM110 98H111V100L113 99L114 102H115V101L118 102V105H116V103H115V104H112V101H113V100L110 101ZM141 98H142V99H141ZM145 98H147V99H145ZM152 98H153V99H152ZM39 99H42V97H40ZM47 99H48V100H47ZM75 99L77 100V102H80V103H79V104L76 103ZM154 99H156V101H155ZM162 99H163L164 101H166V99H167V101L169 102V104L166 105V109H165V110H164L163 108H160V107L164 106V105H162V104H165V102L163 103V100H162ZM194 99H198V98L195 97ZM54 100H56L57 102H55ZM60 100H61V104H59ZM104 100H105L106 102H105ZM142 100L144 101V103L142 102ZM145 100H146V102H145ZM182 100H181V101H182ZM192 100H193V99H192ZM192 100H190V101H192ZM28 101H29V102H28ZM42 101H44V103L47 101V104L45 103L46 106L43 104ZM89 101H90V100H89ZM89 101H88V103H89ZM100 101H101V102H100ZM107 101H108V102H111L110 104L113 105V108L110 107V104H109V107L107 106V104H105V103H108ZM119 101L122 102V108L119 107V105H121V104H119ZM124 101H125V102H124ZM154 101H155V102H154ZM167 101H166V103H167ZM193 101L195 102V100H193ZM193 101H192V102H193ZM196 101L198 102V100H196ZM15 102L17 103V104H16L17 106L15 105ZM38 102H41V103L45 106L44 109H46V111L43 112V110H42L41 108H43L44 106L42 107V106H41V105H42L41 103H40L41 105H40V104H37ZM63 102H64V103H63ZM67 102H69V103L71 102V103H70V104L68 103L69 105L67 104V107H63V106H64L63 104H65V103H67ZM74 102H75V103H74ZM83 102H84V101H83ZM98 102H99V103H98ZM153 102H154V103H153ZM184 102H186V104H188V105H185ZM192 102H191V103H192ZM197 102H195V103H197ZM18 103L20 104V106H19ZM31 103H33V104H31ZM34 103H35V106H34ZM48 103H50L51 105L48 104ZM62 103H63V104H62ZM88 103H87V104H88ZM90 103H91V102H90ZM125 103H127L128 105H130V104L133 103L134 107L136 108V109L133 108V111H134V109H135V110L139 113V116H138L137 113H135L136 111L133 112L134 114H136L135 116H134L133 113L131 114V113H130V112H131L130 110H132V107L130 106L131 109H129V108H128L129 106H123ZM140 103H142V104H140ZM146 103H147V104H146ZM195 103H192V104L197 105V104H195ZM98 104H99L100 106H98ZM101 104H102L103 106H102ZM136 104H137V106H141V108L138 107V108H139V109H138V108L136 107ZM144 104L148 105V108H147L146 105H144ZM149 104H150V105H149ZM154 104H155V105H154ZM159 104H160V106H159ZM183 104H184V105H183ZM36 105H37V106H38V105L41 106L40 110L38 109L40 106H39V107H36ZM48 105H50V106L48 107ZM52 105H53V107H56V105H61V107H60V106H59V107L57 106V108H51ZM94 105H95V106H94ZM115 105L117 106V108H114ZM142 105H143L144 107H142ZM182 105H183V106H182ZM199 105H200V103H198V106H199ZM18 106H19V107H18ZM28 106H29V105H28ZM31 106H32V107H31ZM65 106H66V104H65ZM71 106H72V107L74 106V107H73L72 109H70ZM93 106H94V107L97 106L99 110H98V109H95V111H94ZM149 106H153V107H149ZM167 106H168V107L170 106L169 109H167V108H168ZM189 106H190V105H189ZM191 106H192V105H191ZM201 106H202V105H201ZM16 107H18V108H16ZM33 107L36 109V111H35V110L32 111V110H33V109H32ZM68 107H70V108H68ZM97 107H96V108H97ZM100 107H102V108H101L102 110H100ZM103 107H105V108H103ZM118 107H119V108H118ZM182 107H183V109H182ZM192 107H193V106H192ZM15 108H16V109H15ZM59 108H60V109H59ZM67 108H68V110H69L70 112L72 111V112L70 113L71 115L68 114L69 111L67 110ZM106 108H108V109H106ZM123 108H126V109L128 108L130 112L128 111L127 113H125L128 109H127V110H123ZM145 108H146V109H145ZM164 108H165V106H164ZM121 109H122V110H121ZM137 109H138V110H137ZM148 109H151V111H149ZM17 110H18V111H17ZM41 110H42V111H41ZM56 110H55V111H56ZM106 110H107L108 112H106ZM110 110H112V112H111ZM115 110H120V112H119V111H115ZM141 110H142V112H141ZM166 110H168V111H166ZM187 110H188V111H187ZM13 111H14L16 114H13V113H14ZM55 111H54V112H55ZM89 111H90V112H89ZM182 111H183V112H182ZM186 111H187L188 113L185 114ZM191 111H192V112H191ZM33 112H34V113H33ZM100 112H101V113H100ZM103 112H104L105 114H104ZM109 112H110V113H109ZM122 112H123V113H122ZM140 112H141V113H140ZM144 112H146V113L144 114ZM149 112H152V113L149 114ZM160 112H161V113H160ZM179 112H180V113H179ZM194 112H195V113H194ZM27 113H28V115H27ZM30 113H31V115H30ZM59 113H60V112H59ZM72 113H73L74 115H72ZM83 113H84V114H83ZM99 113H100L101 115H100ZM106 113H107V114H110V115L113 114V116L110 117V115H107ZM114 113H115L116 115H117V114H118V115H119V114H121V115L124 114V115H126L127 117H124V119H125V121H124V120H123V117L118 116V115L116 116ZM128 113H129V115L131 114V117H132V118H131L129 115H127ZM169 113H170V112H169ZM183 113H184V114H183ZM191 113H194L195 116H191V115H194V114H191ZM201 113H204L205 115L202 114V116H201ZM240 113H241V112H240ZM64 114H65L66 116H64ZM140 114L142 115V118H140V117H141ZM162 114H163V115H162ZM170 114H171V113H170ZM177 114H179V115H177ZM181 114H182V116H181ZM238 114H239V112H238ZM19 115H20V117H19ZM21 115H22V117H21ZM29 115L32 116V117H30ZM68 115H69V116H68ZM75 115H76V117H75L76 120L73 119ZM83 115H84V116H83ZM176 115H177V116H176ZM186 115H188L189 117L187 116V118H186V117H185ZM196 115H197V116H196ZM27 116H28V118H27ZM36 116H37V114H36ZM63 116H64V117H63ZM91 116H92V117H91ZM103 116H104V117H103ZM107 116H108V117H107ZM128 116L130 117L129 119H128ZM137 116H138L142 121H145V122H142L139 118H137ZM144 116H145V117H144ZM146 116H148V117H146ZM180 116H181V117H180ZM11 117H12V116H11ZM15 117H16V116H15ZM68 117H70V118H68ZM72 117H73V118H72ZM84 117H85V118L87 117V118H86V121L84 120V119H85ZM90 117H91V118H90ZM93 117H96V119H97L96 121H97L98 123L100 122V123H99L100 127H99V125H97V122L95 121V119H93ZM118 117H119V118H118ZM120 117L122 118L121 121H120ZM135 117H136V118H135ZM167 117H169V118H167ZM182 117H183V118L185 117V118H184L185 120H183ZM190 117H192V119H191ZM239 117H240V116H239ZM239 117H238V118H239ZM18 118H16L15 120H17ZM71 118H72L73 120H72ZM79 118H83V119L78 120ZM102 118H103V119H102ZM155 118H156L157 121L155 120ZM240 118H241V117H240ZM20 119H21V120H20ZM46 119H47V118H46ZM70 119H71V121H73V122H74V121L76 122V121L78 120V124H77V123H74V124H73V122H69ZM87 119H88V120H87ZM131 119H133V121H131ZM137 119H138V120H137ZM181 119H182V120H181ZM189 119H191V120L189 121ZM82 120H84V121H82ZM91 120H92V121L94 120L93 123H95V122H96V123H95V124L91 123V126H89V124H90L89 121H91ZM98 120H100V121H98ZM112 120H113V121H112ZM126 120L129 121V122H131V124H132V127H131L132 130H130V126H129L130 124H129V125H127L128 123L126 124V122H127ZM154 120H155V121H154ZM170 120L173 122V124H172V122H170ZM194 120H196L197 122L194 121ZM201 120H202V119H201ZM12 121H14V120H12ZM17 121H18V120H17ZM17 121H14V122H13V124L16 126V128H15L14 126H13V128H12L11 125H13V124L10 123V122L8 121V122H9V124H8V128H9V129L12 128L11 131H13V132H15V131H19L18 129L22 130V129L24 128V127L22 128V126L25 124V123L23 122L24 119H23V121L21 122L22 124L24 123L23 125H21V123H18ZM28 121H27V122H28ZM123 121H124V125H127L126 127H123V124L121 125V123H122ZM134 121H135V122H134ZM168 121H169V123H171V124H168ZM251 121H252V120H251ZM16 122H17L18 124H17ZM27 122H26V123H27ZM85 122H86V123H85ZM88 122H89V123H88ZM101 122H102V124H101ZM140 122H141V123H140ZM166 122H167V124H166ZM199 122H200V124H199ZM106 123H107V122H106ZM144 123H145V124H146V123H149V124H148V125L146 124L147 126H145ZM156 123H159V124H156ZM160 123H162V124L160 125ZM242 123H244V122H242ZM247 123H248V122H247ZM252 123H253V122H252ZM252 123H250V124L252 125ZM80 124H81V125H80ZM92 124H93V126H92ZM133 124H134V125H133ZM135 124H137L138 127H137ZM152 124L154 125L155 128H154V127L151 128V127H152V126H151ZM177 124H179V125L181 126L180 123H175V126H174V127L178 128ZM25 125H26V124H25ZM27 125H28L29 128H30V129H29L30 132H26L25 134L28 133L29 136H31V137H32V136L35 137V135H36L37 133H39L38 130H36L37 132H35V131H33V129H32L33 127H31V124L27 123ZM27 125H26L25 127H27ZM32 125H33V123H32ZM70 125H71V126L73 125V126L71 127V129L76 127L75 129H76L77 131H75L74 129L70 130V129H69ZM82 125H83V126H82ZM94 125H95V126H94ZM106 125H107V126H106ZM143 125H144V126H143ZM158 125H159L160 127H159ZM162 125H163V127H162ZM165 125L168 126L169 128L166 127ZM239 125L242 126V127H240ZM239 125H238L237 127H238V129H239V131H240V134H242V135H243V134L246 135V134H247L246 132H248L249 130L247 129L248 131H246V132H245L246 134H245V133L243 132V131H244L243 129L246 130V126H248L249 124L244 123L243 125H244L245 127H244L242 124H239ZM251 125H249V127H253V126H254V124H253L252 126H251ZM20 126H21V127H20ZM79 126H80L81 131H80V129H78ZM87 126H88V129H87ZM120 126H122V127L120 128ZM149 126H150V127H149ZM180 126H179V127H180ZM182 126H181V127H182ZM17 127H18V128H17ZM45 127L47 128V130L49 129L50 131H49V130L47 131V130L45 129ZM83 127H85V128H83ZM93 127H94L95 129H94ZM105 127H104V128H105ZM128 127H129V128H128ZM134 127H135V129H134ZM144 127H145V129H143ZM148 127H149V129H148ZM164 127H165V128H164ZM172 127H173V126H172ZM249 127H248V128H249ZM14 128H15V129H14ZM41 128H40V130H42ZM57 128H56V129H57ZM66 128H68V131H66ZM89 128H90V130H89ZM102 128H101V129H102ZM104 128L102 129V132L104 131ZM107 128H106V130H105V132L108 130L106 133H108L109 130H110L109 128H108V129H107ZM115 128H116V129H115ZM136 128H139V129H137V130H139L138 132L141 131V134H140V133L138 134V135H139V136H138L139 139H137L136 136H135L138 132H137V133H133V131H137ZM156 128H157L158 130H156ZM176 128H174V129H176ZM85 129H86V130H85ZM99 129L97 130L98 132L101 131V130H99ZM121 129H122V130H121ZM151 129H152V130L155 129L154 131H156V132H157V131H160V132H162V133H158V132H157V133H156V132L154 133V131H152V132L154 133V134H153V133L151 132ZM172 129H173V128H172ZM172 129H170L171 132L174 131V129H173V130H172ZM240 129H242L243 131L241 132ZM251 129H253V128H251ZM25 130L28 131L27 128L24 129V131H25ZM40 130H39V131H40ZM78 130H79V131H78ZM83 130H84V131H83ZM93 130H94L95 132H92ZM111 130H110V132H111ZM143 130H144V131H143ZM145 130H146V131H145ZM147 130H150V132L147 133ZM73 131H74V133H73ZM193 131L190 130L188 133H190V132L193 133ZM250 131H251V130H250ZM21 132H22L21 134H23V131H21ZM46 132H50V133H47V134H49V135H46ZM117 132H118V133H117ZM165 132H167V133H165ZM197 132H196V134H197ZM16 133H17V132H16ZM31 133H32V134H31ZM52 133H53V132H52ZM65 133H67V134H65ZM71 133H72V134H71ZM100 133H101V132H100ZM151 133H152L153 135H151ZM169 133H170V135H169ZM248 133H249V132H248ZM19 134H20V132H18V135H19ZM62 134H63V135H62ZM75 134H76V135H75ZM104 134H105V135H104ZM124 134H125V133H124ZM155 134H158L159 137H157V135L154 136ZM23 135H24V134H23ZM28 135H27V136H28ZM90 135H92V136H90ZM119 135H117V136L119 137ZM127 135H128L129 137H127ZM132 135L134 136V139L136 138L135 140H137L138 143H140V141H141L142 144H139V146L135 145V143H137V142H136L134 139L132 140V138H133ZM163 135H164V136H163ZM200 135H201V136H200ZM19 136H20V135H19ZM103 136H101V137H103ZM117 136H116V137H117ZM123 136H124V135H123ZM130 136H131V137H130ZM140 136H141V137H140ZM169 136H172V137H169ZM20 137H24V136H20ZM25 137H26V136H25ZM104 137H103V138H104ZM106 137H105V138H106ZM109 137H110V136H109ZM116 137H115L116 140H115V139L112 140V138H111V139L109 138V140H110V141H113V142L116 141V144H117V141H118V140H117ZM147 137H148V140H149V138H152L153 141H152V139H150V142H148ZM161 137H163L162 139H163L164 142H166V143L161 142V141H163L162 139H160ZM184 137L187 138L185 141H184ZM155 138H156L157 140H155ZM26 139H27V137H26ZM143 139H144V140H143ZM159 139H160L161 141H159ZM109 140H108V142H109ZM122 140H119V142H120V141L122 142ZM130 140H132V141H130ZM138 140H139V141H138ZM142 140H143V142H142ZM198 140H199V141H198ZM106 141H107V140H106ZM133 141H135V142H133ZM155 141L157 142L158 145H159V143H160V144L163 145V147L166 146L165 149L168 147V148H169V152H171V154L167 151L168 148L166 149V154L168 153V154H170V155H167V156H166L165 151H164V152H161L162 146H160V145H159V149H160V150L158 151V152H159V154H158V153H157V149H158V148H156V147H158V145L156 146V145L154 144ZM176 141H177V142H176ZM191 141H192V142H191ZM6 142H7V141H6ZM9 142L14 143V144L16 143V141H15V142H14V141H9ZM9 142L6 143V144H8V146H7L8 148L11 147V145H12V144L9 143ZM108 142H106V143H108ZM130 142H131V143H130ZM145 142H146V143L148 142V143H147V147H146V143H145ZM153 142H154V143H153ZM158 142H159V143H158ZM169 142H171V143L169 144ZM197 142H198L199 144H198ZM200 142H201V143H200ZM205 142H206V141H205ZM123 143H122V144H123ZM132 143H133V144H132ZM149 143H150V144H149ZM14 144H13V145H14ZM122 144H121V145H122ZM180 144H182V143H180ZM2 145H3V143H2ZM13 145H12V146H13ZM140 145H141V146H140ZM173 145H174V146L176 145V146L174 147ZM184 145H183V146H184ZM206 145H207V143H206ZM154 146H155V147H154ZM171 146H172V147H171ZM181 146H182V145H181ZM181 146H180V147H181ZM115 147H116V148H115ZM170 147H171V148H170ZM205 147H207V146H205ZM11 148H14V147H11ZM16 148H17V144H16L15 149H13V150H16ZM191 148H192V149H191ZM207 148H208V147H207ZM120 149H121V152L119 153L118 151H120ZM132 149H133V150L135 149V150L133 151ZM163 149H164V148H163ZM171 149H173V150L175 149V151L172 152ZM189 149H188V150H189ZM255 149H256V147H255ZM131 150H132V152H130ZM207 150H209V148H208ZM6 151H7V150H6ZM9 151H11V149H9L8 152H9ZM146 151H147V152H146ZM254 151H255V150H254ZM258 151H259V150L257 149L256 152H258ZM11 152H12V151H11ZM129 152H130V153H129ZM179 152H180V154H179ZM124 153H125V154H124ZM145 153H144V154H145ZM161 153H162V155H161ZM163 153H164L165 155H163ZM197 153H198V152H197ZM7 154H8V153H7ZM7 154H6V152L3 150L1 159L3 158V155H4V157H5V155H6V156H7V159H8L6 162H7V163H11L12 166L14 165V166H15V169H13L14 166L12 167L11 164H8V165H10V167H5V172H6V173H4V171H3V170H4V167H3V169L0 170V173H1L0 175H2V172H1V171H3V174H5V178L3 177V180L1 181V183H2V185H3V183L5 182L6 184H4V185H5V188H6L7 184L11 182V180H9V179H12V182H13V183H11V184H12L11 187L13 186V184H14V186H15V183H14V181H13V180H14L13 177H15V178H16V179H15L16 183L18 182V183L16 184V185L19 187L18 190L20 191V189H21V190L24 192V195H26L27 197L29 196V200H28V201H27V200H26V201H23L22 199H27V197L23 196V194H21V193H17V194H19V195L22 196V199H21L20 197H18L19 195H18V196H17V195H14V196H17V197H13V195H12V197H13L14 199H16V200H14L15 202H13V204L11 203V204L13 205L12 207H14L17 211H20L19 208L22 207L23 204H22V205H19V202H22V201H23V202H26L25 204H27V202H28V206H29V203H31V202L34 203L33 200H31V202H30V199H32V198L35 199V197H33V196H31V195H36V194H37L36 192H40V191L37 189V187L39 188V186L36 187V185H35V184H37V181L35 180V184L33 185L34 182H32V181L30 180V178H31V177H34V178H32V180H33V179H35V175L37 174V172H39V175L42 174V173H41L40 170H38L37 172H35V175H34L33 173H31V171H30L28 168L25 167L26 165H25V166L21 165V164H23V163H19V164H18L16 161H17V160H18V162L20 161V160L18 159L19 157H17V160H16V157H15V159H14V156H12V155L18 154V152H15L14 154H11V153H10L11 155L8 154L9 156H12L14 160H12V157H11V158H10V157L8 158V155H7ZM126 154H127V155H126ZM137 154H133V155H134L133 157H134V158L137 157V159H138V155H139V158L141 159L142 156H140V154H138V155H137ZM124 155H125V156H124ZM135 155H137V156H135ZM155 155H156V156H155ZM160 155H161V157H160ZM179 155H181V156L179 157ZM15 156H16V155H15ZM17 156H19V155H17ZM114 156H115V158H113ZM128 156H132V155H128ZM128 156H127V157H128ZM158 156H159V157H158ZM183 156H184V157H183ZM189 156H190V155H189ZM133 157H128V160L125 158V160H127L128 163H127L125 160H124V161H125V162H124V161L121 159L122 162L124 163L123 166H125V167L128 168L127 164H128V165H129V163L131 164V163H132V159H133V160L136 159V158L134 159ZM147 157H146V158H147ZM164 157H166V158L163 159ZM185 157H186V158H185ZM191 157H192V156H190V158H188V162L192 161V158H191ZM106 158H108V156H107ZM116 158H119V159L117 160ZM144 158H145V157H144ZM110 159H111V160H110ZM112 159H113V160H112ZM158 159H156V160H158ZM184 159L181 160V161H183L182 163L185 162ZM2 160H3V159H2ZM2 160H0V161H2ZM129 160H130L131 162H129ZM138 160H139V159H138ZM141 160H144V159H141ZM156 160H155V161H156ZM173 160H171V161H173ZM147 161L149 162L150 160H148V158H147ZM147 161L145 160V161H143V163H144V162H147ZM152 161L149 162L148 164H150V165L152 164L151 166L153 167V165H156V162H155V163H154V162L152 163ZM181 161H180L179 163H177V162H175V164L173 163L174 166H175V168H176V169L178 168V169L180 170V171H179L178 169L176 170L175 168H173V169H174L173 171H175L176 173H177L178 171H179L178 173L184 171L183 169H181V168L184 167V166L182 167L183 164H182V165H179V166L177 167V164H181ZM6 162H4V163H2V164H7ZM20 162H21V161H20ZM104 162H105V160H104ZM138 162L141 163V161H138ZM157 162H159V161H157ZM108 163H107V164H108ZM110 163H109V164H110ZM112 163H113V162H112ZM112 163H111V164H112ZM125 163H127V164H125ZM143 163H142V164H143ZM25 164H26V162H25ZM113 164H114V163H113ZM115 164H116V163H115ZM115 164H114V165H115ZM138 164H139V163H138ZM138 164L136 163L137 166H136L135 164L132 165V168H133L134 166H135V167H139L140 165H142V164H140V165L138 166ZM146 165H147V163H146ZM4 166H7V165H4ZM17 166H18V167H17ZM19 166H20V167H19ZM21 166H23V167H21ZM129 166H130V165H129ZM171 166H170V167H171ZM16 167L20 170V171L18 170V172H20L21 175H20V173H18V175H20L21 177L24 176V175H22L23 173H24V174H27L26 176H28V177H29V172L33 175V176H32V175L30 174V176H31L30 178H28V177H24V178H25V182H24V181H23V182H24L25 185H27L28 187L25 188L24 183L19 181L20 179H21V180H24V178H23V179H22V178H19V176L16 175V173H17V169H16ZM28 167H30V165H28ZM180 167H181V168H180ZM186 167H187V166H186ZM244 167L247 168L246 165H245ZM0 168H2V165L0 166ZM7 168H8V171L11 169L10 171H12V173H11V172H10V173H11L12 176H13L12 178L10 177L11 174H9V172L7 173ZM9 168H10V169H9ZM20 168H22V170H24V171L22 172ZM145 168H146V166L143 167L144 170H145ZM30 169H31V167H30ZM129 169H130V168H129ZM129 169H128V170H129ZM137 169H138V168H137ZM141 169H142V166L140 167V170H141ZM184 169H185V168H184ZM187 169H188V168H187ZM128 170H126V172L123 173V175L127 173L128 175H133V174H134V176H129V177H130V178H129V177L126 175L125 180L122 178V177H124V176H122V175H121V176H117V175L114 176V174L111 175V177L114 179L113 181H114L115 183H121L122 187L125 186V187L123 188V190H125L127 193L125 192L126 194L124 193L123 195H124V197L127 195V196H126L127 198H129V194H128V190H129V189H131L132 191H136V190H137V187H138V188H139L138 191H141L142 187L146 186V183H147V182H145V181H142V177H141L140 175H138L142 170L139 172L138 170H136V168H135V169L133 168L132 170L130 169V171L127 172ZM188 170H189V169H188ZM188 170H187V172H188ZM15 171H16V173H14ZM27 171H29V172H27ZM34 171H36V170H34ZM132 171H133V172H132ZM189 171H190V170H189ZM251 171H253V170H251ZM254 171L256 172V170H254ZM25 172H26V173H25ZM32 172H33V171H32ZM50 172H51V171H48V172H47L49 175H51V177H49V178H51V179H52V177H53V179H56V178H57V179H56V180H57L56 183H57V184L59 183L58 185H60V186H57V187H60V189H61L62 186H64V185L67 184L66 177L63 178V177H64L63 175L60 177V174H59L58 172H55V173H56V178H54L55 176H52V174H50ZM52 172H53V174H55L54 171H52ZM13 173H14V175H13ZM57 173H58V174H57ZM141 173H142V172H141ZM188 173H190V172H188ZM6 174H9V176H7ZM136 174H137L138 176H137ZM186 174H187V173H186ZM37 175H38V174H37ZM37 175H36V176H37ZM44 175H47V174L44 173ZM57 175H59L60 178H59ZM184 175H185V171H184V174H180V176H184ZM189 175H190V177H191V173H190ZM2 176H4V175H2ZM2 176H1V177H2ZM113 176H114V177H113ZM139 176H140L141 178H139ZM1 177H0V178H1ZM6 177H7V178H6ZM17 177H18V178H17ZM137 177H138V178H137ZM26 178H28V179H26ZM58 178H59V179H58ZM61 178H62V179H61ZM118 178H120V179H118ZM127 178H128V179H127ZM183 178H184V177H183ZM186 178H187V179H186ZM1 179H2V178H1ZM4 179H5V180L7 179L6 181L9 180L10 182L8 181V183H7L6 181H4ZM17 179H18V180H17ZM47 179H48V178H46V180H47ZM51 179H50L49 182H51ZM53 179H52V180H53ZM117 179H118V180H117ZM130 179H132L133 181L130 180ZM185 179H186V180H183V183H184V184H186L187 180L189 179V176H186ZM27 180H28V182H27ZM37 180H38V177H37ZM48 180H49V179H48ZM134 180H135V182H134ZM136 180H137V181H136ZM139 180H140V181H139ZM190 180H192V178H191ZM190 180H188V183L190 182V185L192 186V188H193L195 185H198L199 188H197V186H195V187H196V189H199V190L201 189V190H200L201 193L198 194V196H194V194H192V191H191V190H193V192H194V188H193V189H191V188L188 189V188L190 187V185H189V187H186V186H185V187H186L185 190H187V189L189 190V191H188V190L186 191V192H187V196L189 195V193H190V191H191L189 197L194 196L195 199H196V201H198L199 203L203 202V203H201V204H203L204 206H205V205L207 206V207L205 206L204 209H203V207H202V211L208 210V205H207V202H206V204H205V201H208V203H209V199H208V195H207V193H205L206 191L203 189L204 187L202 188V187H201L202 185H201L200 183H197V182H196L197 184H195V185L193 186V182H194V181L192 180V181H193V182H192V181H190ZM3 181H4V182H3ZM29 181L32 182V183H29ZM26 182H27V184H26ZM140 182H141V186H140ZM191 182H192V183H191ZM61 183L64 184V185H62ZM126 183H127V184H126ZM135 183H136V185H135ZM138 183H139V184H138ZM142 183H143L144 185H143ZM188 183H187V184H188ZM29 184H32V185L37 189V191L35 192L36 194H33V193L31 194V192H32L33 190L35 191V188H34L33 186H31L32 189L34 188V189L31 191V188H30V185H29ZM52 184H53V185H52ZM57 184H56V185H57ZM125 184H126L128 187H129V186H130V187H129V188L126 187ZM129 184H130V185H129ZM8 185H9V184H8ZM37 185H38V184H37ZM56 185H55V182L52 181L51 186H49V183H48V181H47L45 186H46V188H47V186H49V187H50V190H49V189H46V188L44 187V188H43V192H44L45 194H44L43 192H42V193H43L44 195H46V194L48 193V191L45 192V189L51 191L52 189L56 188V187H55ZM61 185H62V186H61ZM118 185H120V184H118ZM132 185H135L136 187H134V186H132ZM14 186L12 187V188H14V190H13L12 188H11V189L15 192L16 188H18V187H14ZM52 186H54V187L52 188ZM66 186H67V185H66ZM132 187H133V188H132ZM140 187H141V188H140ZM2 188L4 189V192H5V191L7 192V190H5V188H4V186H2ZM9 188H10V187L8 186V189H9ZM27 188H28V189H27ZM127 188H128V190H126ZM135 188H136V189H135ZM29 189H30V190H29ZM60 189H59V190H60ZM133 189H134V190H133ZM202 189H203V190H202ZM57 190H58V189H57ZM59 190H58L57 192H56L55 190H54V191L52 190V191H53V195H52L51 192H49L50 194H49V193L47 194V195L50 197L49 200H51V201H52L53 199H55V194H56V200H57V201L59 200V201H58V204H57V202H54L55 200H53V203H56L57 205H59V203H62V202H60L61 199H62L63 201H66V200L70 199V198H67L68 196H67L65 193L62 192V191H64V189H63L62 191H59ZM10 191H11V190H10ZM13 191H11V192H13ZM30 191H31V192H30ZM129 191H130V190H129ZM200 191H197V193H199ZM202 191H203L204 193H203ZM1 192H2V194L5 196L6 193L4 194L2 190H1ZM8 192H9V190H8ZM8 192H7V194H9ZM17 192H18V191H17ZM61 192H62V193H61ZM65 192H66V191H65ZM123 192H124V191H123ZM130 192H131V191H130ZM130 192H129V193H130ZM136 192H137V191H136ZM136 192H135V193L132 192V196L134 197V200L136 199L135 201H132L133 199L130 198V203L132 202V204H130V203L128 202L129 200H126V201H125V200H124L125 198L123 199V203H124L123 205H126V206H124V207H125V209L128 208V210H126L125 212H122V211L120 210V212H117V213H116V211L114 212L113 210H109V211H107V213L105 212V214L108 215L107 220H108V221H114V220L117 219V222H116V223H119L120 221H124V220H126L127 218H129V213H130V214H133V215H131L130 218L133 219V218H132V216H133L135 220L133 219L132 221H134L135 223H136V222H137V224H140V223H142V222H143V223H144V222L148 223V222H149V218H150L149 215L146 214V213H148V210H144V211H143V210H142L143 207H142V208L140 207L141 210H142L143 216H144V217H142V213H140L141 210H140V208L138 207L139 205H141V203H140L139 205H137V204L139 203V201L137 200L138 196H137ZM188 192H189V193H188ZM57 193H58V194H57ZM59 193H60V194H59ZM197 193H195V195H197ZM2 194H1V195H2ZM7 194H6V196H7ZM12 194H13V193H12ZM134 194H135V195H134ZM202 194H203V195H202ZM38 195H40V193H38ZM47 195L45 196L46 198L48 197ZM51 195H52V196H51ZM64 195H65V196H64ZM9 196H10V194H9ZM36 196H37V195H36ZM130 196H131V194H130ZM10 197H11V196H10ZM23 197H24V198H23ZM31 197H32V198H31ZM38 197H39V196H38ZM38 197H36L37 200L39 199ZM51 197H52L53 199H52ZM59 197H61V198H59ZM65 197H66V198H65ZM136 197H137V198H136ZM127 198H126V199H127ZM17 199L19 200L18 203L16 202V201H18ZM20 199H21V200H20ZM47 199H48V198H47ZM180 200H181L180 198H179V200H178V199H175V197H174L173 199H170V200L168 201V202H170V203H169V205H170L169 207L171 208L172 206H174V207H173L174 210H176V208H177V209L179 208V209H180V212H183V209H182L183 206L186 207L187 209H188V207H190V205L188 204V203H190V201H188L189 199H188V200L183 199V200H184L183 202L180 201ZM178 201H179L182 205L178 204ZM23 202H22V203H23ZM35 202H36V201H35ZM38 202H39V200H38ZM137 202H138V203H137ZM15 203L18 204L17 206H20L18 209H17V206H15ZM126 203H127V204H126ZM128 204H130V205H128ZM135 204H136L137 206L134 207V208H135V210H134L133 205H135ZM36 205L39 206L38 203H37ZM62 205H64V202H63ZM10 206H11V205H10ZM24 206H25V205H24ZM24 206H23V207H24ZM28 206H27V207H28ZM31 206H33V208H31V209H34V210H35L36 208H38V207L35 206V203H34V205H31ZM131 206H132V207H131ZM178 206H179V207H178ZM181 206H182V208H180ZM29 207H30V206H29ZM129 207H131V210H130ZM137 207L139 208V211H136V208H137ZM175 207H176V208H175ZM14 208H11V207L8 208V210H9V211L7 212V213H8V214H7L8 219L5 218V217L3 216V214L1 213L2 216L5 218V220H4V218H2V217L0 218V222H1V221L3 222V225H0V227H1V226H4V225L6 224V225H5L6 227H7V225H8V227H9V225H10V226L12 225V227H13V229H14V228H15L14 225L16 224V227H18V229L16 228V231H15V230L12 229V227H11V228L9 227L10 230H8V232H9L10 234L13 232V233H15V235H17V236H19V237H20V235H21V237H22V234H23L22 229L25 231V230H26L25 227L28 226L27 229H28L29 232H31V228H30V226H31L33 223L31 224V223H29L28 221H30V218L33 219V218L31 217V214H30L32 211H31L30 213H28V214H30V216H29V215H27V213H24V211H25L26 209L22 210V208H21V210L23 211L24 214L22 213V211H21V213L18 212V213H20V215H21V216L19 217V215L17 214V212L13 210ZM25 208H26V207H25ZM138 208H137V209H138ZM173 208H172V209H173ZM27 209H28V210H31V209H29V208H27ZM144 209H145V208H144ZM172 209H171V210H172ZM179 209H178L177 211H179ZM133 210H134L135 212H137V214H138L139 216H140V214H141L140 217H142V219H140V217H139V220H138V217L136 218L137 214H136V213H133ZM184 210H185V209H184ZM10 211H11V212H16V216H13L14 213H11ZM36 211H38V210L36 209ZM36 211H35V214H36V213L38 214V212H36ZM84 211H85L86 213H83L82 211L79 210V211H78V214H80V215H82V216H86L87 214H89L88 211H86V210H84ZM112 211H113V212H112ZM130 211H131L132 213H131ZM185 211H186V210H185ZM187 211H188V210H187ZM25 212H27V210H26ZM28 212H29V211H28ZM81 212H82V214H81ZM174 212H176V211H174ZM180 212H176V213L180 214ZM9 213H10V216H9ZM32 213L34 214V211H33ZM113 213H115V217H114V214H113ZM144 213H145V214H144ZM11 214H13V215H11ZM35 214H34V215H35ZM84 214H85V215H84ZM112 214H113V215H112ZM126 214H127V215H126ZM134 214H135V215H134ZM111 215H112V216H111ZM118 215H121V216H118ZM25 216H29V217H26V219H25V218H24ZM116 216H117V218H116ZM127 216H128V217H127ZM147 216H148L149 218H147V220H146V217H147ZM10 217H11V219H10ZM12 217H14V218H12ZM35 217H37V219H39V222H40V223L38 222V220H37V222H36V220H32L33 222L35 221L34 224H41V222H42L43 219H44V218H42L43 216H41V215L36 216V215H35ZM35 217H34V219H36ZM111 217H112V218H111ZM119 217H120L121 219H119ZM23 218H24V219H23ZM27 218H28V220H27ZM41 218H42V221H41ZM113 218H114V219H113ZM2 219H3V220H2ZM16 219H18L17 221H20L19 219L26 221L28 224L25 223V222H24V223H25L27 226L24 224L25 226H23V228L20 227V223H21V225H23V221H21V222H17ZM136 219H137V220H136ZM178 219H179V218H178ZM180 219L182 220L183 218H180ZM180 219H179V221H181ZM6 220H7V221H6ZM45 220H46V219H45ZM45 220L43 221V223H45V225H42L43 223H42L41 225H42L43 227H45V226L48 227V226H49L50 228H51V227L53 228V226L49 225L50 222H48L47 220H46V221H47V222H46ZM142 220H143V221H142ZM187 220H188V219H187ZM32 221H31V222H32ZM147 221H148V222H147ZM177 221H178V220H177ZM184 221H186V220H184ZM205 221H206V222H205ZM70 222H71V221H70ZM70 222H68L67 224H71V223H72L71 226L75 224L74 222H71V223H70ZM80 222H81V221H80ZM84 223H85V222L83 221V223H82L83 225H80L79 229H78V226H79V225H77V227H76L77 231L80 230V232H81V233H76L77 235L74 234L73 232H71V231H75V230H76V229H74V227H73V228L71 227V228H72V229H71V228H70V225H66V227L62 229L61 226L58 225V227H59L60 229H62V231H61V230L58 231V229H59L58 227H55L54 230L51 229V231H50L51 236L49 235L50 238H48V239L45 238L47 235H44V234L47 233V232H49V231H48L49 229L46 228V229H47V230H46L47 232H46V231H45V232L43 231V234H42V235L40 234V236H43V235H44L45 237L40 238V237H39V234H38V231H39V233H42V232H41V231L43 230V229H42V226L36 225V226H39V227H40V228H38V227H36V226L33 224L31 227H33V226L36 227V230H34V228H33V229H32V232H31L32 234H30L28 231H26V232H28V233H25V232H24L25 235H26V234L28 235V236H26L27 239H28V237L30 238L29 240H27V241L25 240L24 242H28V241H30L31 238H32V237H35V235H36V237H38V238L40 239V240H39V239H37V240H38V241H42V240H43L42 243H44V245H46V244L49 243L51 237H52V238L54 237L55 233H61V232L63 233L64 231H66V232H64V233H69V232H71L70 235H73V234H74V237H75V238L73 237V244H77V245H79V246H77V245H75V246L80 247V248L82 247L81 244H83V247H82L81 249L79 248V255H78V256H80V258L77 257V256H75V255H77V254H76L77 248H76L75 246H74L75 249L71 248V249H73V251L69 250L70 247L65 248L63 251L66 252V254H65V256H63V257H65V258L67 259V256L69 257V255L71 254L70 256H72V258H68V259L66 260L67 263H66L65 260H63V264H76V263H78V264L80 263V264H81V262L84 261V260H85V261L82 262V264H92V262L95 261V260L97 259V257H98V256H96V254H95V256H94V253L96 252V251H95V248H94V245L96 246V248H98V244H95V243H94V242H96L94 239H92V241H90V240H88V239H86V238H87V237L89 238V236H87V234H88V235L90 234V236L92 235L91 237H93V238H94V236H95V239L97 240V236L95 235V232H93L94 230H91V229H92V228H91L92 223H91V225H90L89 223L86 222V224H88L87 226H86V224L84 225ZM182 223H183V222H182ZM202 223H203V224H202ZM17 224H18V225H17ZM29 224H30V226H29ZM63 224H65V223H63ZM79 224H80V223H79ZM204 224H205V227H203ZM75 225H76V224H75ZM75 225H74V226H75ZM208 225H210V226H208ZM54 226H55V225H54ZM62 226L64 227L65 225H62ZM67 226H68V227H67ZM83 226H84V228H82ZM206 226H207V228L209 227L210 231H212V230H211L212 227H211L210 222H209L207 219H206V220H203V219H202V222H201L200 227L198 226L196 230L198 231V229L201 228L200 233H203V235L201 236L200 233H198V234L200 235V237H202V239H203L202 241L205 242V243H208V245L210 246V244H213V243H212V242H209L208 239H206V235H207V237H209V234H211V233H208V232H210V231H208L209 229H205V230H204V228H206ZM212 226H213V225H212ZM49 227H48V228H49ZM24 228H25V229H24ZM37 228H38V229H37ZM68 228H70L71 231H69ZM90 228H91V229H90ZM213 228H214V227H213ZM7 229H8V228H7ZM11 229H12V232H11ZM56 229H57V230H56ZM186 229H188V228H186ZM37 230H38V231H37ZM40 230H41V231H40ZM52 230H53V231L56 230V231H58V232L55 231V233H54V235H53V234H52V233H53ZM86 230H87V232H86ZM88 230H89V233H88ZM68 231H69V232H68ZM77 231H76V232H77ZM82 231H83V232H82ZM34 232H37L38 235H37L36 233H34ZM198 232H199V231H198ZM17 233H18V234H17ZM33 233H34V234H33ZM50 233H48V234H50ZM62 233H61V234H62ZM171 233H174V232L172 231V232H170V234H171ZM10 234H7V233H6V235H8L7 238L5 237V239H6L7 241L4 239L6 245H7V244H8V246L10 245V246H12V248H14V247L17 245V247L14 248L16 251L22 249V247H24V246H23L24 243H21V245H20L21 247H20V246L18 245L20 241H18L17 239H13V238H11V236H10V239H9V235H10ZM19 234H20V235H19ZM80 234H81V235H80ZM198 234H196V237H195V238H198ZM11 235H12V237H13V236H14V237H17V236H15V235H13V234H11ZM25 235H23V237H24ZM31 235H34V236L31 237ZM76 236H77V237H76ZM194 236H195V235H194ZM203 236H204L205 238H204ZM21 237L19 238V240L22 239L21 241H23V238H21ZM36 237H35V238H36ZM163 237H164V236H163ZM187 237L189 238V236H187ZM24 238H25V237H24ZM44 238H45V239H44ZM80 238H81V239H80ZM25 239H26V238H25ZM32 239H33V238H32ZM41 239H42V240H41ZM144 239H145V240L147 239V240H146V242H147L149 238H144ZM205 239H206V241H204ZM8 240H10V241H8ZM14 240H16V241H14ZM51 240H52V239H51ZM87 240L90 241V242H88ZM150 240H151V239H149V241H150ZM82 241H83V242H82ZM116 241H117V240H116ZM116 241H115V239H114V241H113V243L116 245V247H117V246H120V245H117L118 242H116ZM202 241H201V242H202ZM15 242H16V244H14ZM17 242H18V244H17ZM75 242H77V243H75ZM79 242H80V243H79ZM85 242H86L87 244H86ZM9 243H10V244H9ZM12 243L14 244V246L12 245ZM45 243H46V244H45ZM84 243H85V244H84ZM88 244H89V245H88ZM93 244H94V245H93ZM111 244H112V243H111ZM150 244H151V243H150ZM26 245H27V243H26ZM26 245H25V246H26ZM86 245H88V246H86ZM115 245H114V246H115ZM153 245H154V244H153ZM170 245H171V244H169L168 246H170ZM85 246H86V247H85ZM111 246H112V245H111ZM155 246H158V245H155ZM199 246H200V245H199ZM18 247H19V248H18ZM91 247H93L92 250L95 251L94 253H93L92 250H90ZM87 248H88L89 250H88ZM113 248H114V247L112 246V249H113ZM118 248H119V247L114 248V250H115V249L118 250ZM154 248H155V247H152V250H151L152 252H154ZM157 248H159V247H157ZM157 248H155V249L158 250ZM174 248L177 249V247H174V246L172 247V249L169 248V251H170V249L172 250V251H170V252H171L170 255H171V257L175 258V260H178L177 258H181V256L183 255L184 252H183L182 250H184V249H183V248L179 249L180 252H179V250L177 249V251H178L180 254H182V255L180 256V254H178V256H177V258H176L175 256L177 255L178 252L176 253V255H174L175 253L173 254V250H176V249H174ZM178 248H179V247H178ZM1 249H2V250H1ZM3 249H4V248L1 247V245H0V253L3 251V253H1V254L4 255V250H3ZM82 249H83V251H81ZM85 249H87V251H86ZM187 249H189V248H187ZM96 250H98V249H96ZM117 250H116V251H117ZM74 251H75V252H74ZM91 251H92V254H93V255L91 254ZM181 251H182V253H181ZM64 252H62L61 254L64 255ZM71 252H72L73 254H72ZM97 252H98V251H97ZM174 252H175V251H174ZM83 253H84V255H83ZM86 253H87V255H86ZM236 253H237V251H236ZM236 253H234V255L231 256V257H232L231 259H232L233 261H234L235 256L237 257L238 254H239V253H237V254H236ZM1 254H0L1 260H5V259H4L5 256L3 257V255L1 256ZM80 254H81V255H80ZM240 255H241V254H239V256H240ZM81 256H83V259H84V260L82 259ZM87 256H88V258H87ZM179 256H180V257H179ZM74 257H75V258H74ZM233 257H234V258H233ZM240 257H242L241 260H243V256H240ZM240 257H239V258L237 257V260L240 259ZM78 258H79L81 261L78 260ZM94 258H95V259H94ZM190 258H191V257H190ZM190 258H189V259H190ZM87 259H88V260H87ZM89 259H90V260H89ZM189 259L186 260L185 258H182V264H184L185 261L187 262ZM190 260H191V259H190ZM190 260H189V261H190ZM235 260H236V258H235ZM90 261H91V263H90ZM180 261H181V259H180ZM2 262H3V261H1L0 264H2ZM75 262H76V263H75ZM88 262H89V263H88ZM186 262H185V263H186ZM178 263H179V262H178ZM178 263L176 262L175 264H178Z\"/></svg>", "mask_w": 264, "mask_h": 264}]
</instances>
